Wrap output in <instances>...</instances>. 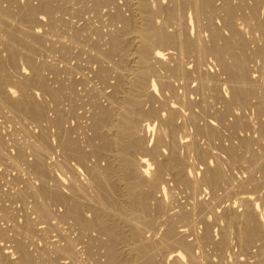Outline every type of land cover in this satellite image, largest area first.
<instances>
[{
    "label": "rangeland",
    "instance_id": "rangeland-1",
    "mask_svg": "<svg viewBox=\"0 0 264 264\" xmlns=\"http://www.w3.org/2000/svg\"><path fill=\"white\" fill-rule=\"evenodd\" d=\"M30 1V2H29ZM40 1H42V0H0V24H2L4 27H2V25H0V74H1V76H3L4 78L6 77V80L4 79V78H2V81H3V79L5 80V83L7 82V79H8V86L6 85V84H4L2 87H0L1 89H0V97H2V95H3V90H4V94L6 93V89L8 88V87H12L13 89H14V91H13V95L15 96L14 97V99L17 97H19V96H17L18 95V93L20 92V90L22 89L23 90V87H25V85L28 83L29 85H27L26 87H30V88H32V89H28V88H26L29 92H33L34 94H35V99L43 106V108H42V106H41V108L43 109V111H42V113H40L37 117H33L32 118V116H30V115H28L27 116V114L26 115H23V114H25V112L23 113V112H21V111H18L16 108H14L13 106H11L12 104H7V103H5V104H3L1 101V105L3 106H1L0 105V143H2V144H0V196H1V198H0V228L3 230V226H4V229H5V231H6V235H4V236H2V237H0V254H2V256L5 254L6 256H8V258H11L12 260H14V259H17V257L19 256V251L17 250V249H19L16 245H18V241L20 242H22L23 244H25V246H26V248L30 251V253H31V251L32 250H34V251H32L33 252V256L30 258V259H28V261L26 260L25 262L23 261V264H77L76 262H74L73 260V258H69V257H67L66 255L64 256V255H62V253L61 254H59V253H57L53 248H52V246H53V243L55 244V242L57 243V244H64L65 242H66V239H67V237L70 239V241L72 242V238L74 239V237H75V245H76V249H81V243H79L78 244V239H77V236H78V229H75V228H77V226H76V224L74 225V222H73V220H70L69 221V224L70 225H68L67 223H68V220L66 221V220H62L60 217H62V214L61 215H59L60 213H62V212H64L63 210H65V208H64V206L61 204V203H57L56 205H54V203L53 202H55V201H53V202H51L52 201V199L49 201V199H48V201L50 202H48L47 201V198L45 197V199L42 201V202H45L44 204H46V206L48 205V203H49V205H48V210H49V213H48V215H46V216H42V218H41V216L39 215L38 216V213L36 214V212L34 211V209H33V206H35L36 207V203L39 201H37L36 199H37V197L36 196H34L33 195V193H31V188L33 189H35V190H37V187L39 188V186H40V184H41V182L42 183H44V180L46 179L47 180V182L45 181V184L46 185H48V184H55V182L57 183L58 181H59V183L62 185V187H64V188H66V183H67V180H69V177H72V176H76V178H78L79 180H82L83 178H84V176H83V174H89V175H91L90 174V170H89V173L88 172H85V169L87 170V167H90V166H92V164L94 163L93 161H95L96 159H97V161H95V163L97 162V165H98V163L99 164H105V162H108V163H111V165L110 164H105V168L107 167V166H110V168H111V170H112V168H114V162L117 160L116 159V153H117V150L120 148V146L122 145V143H121V141H119V142H116V147H117V149L114 147V146H112L111 148L109 147V146H107V141L109 140V139H107V141H106V136H107V138H108V133H107V131H109V138H110V136L112 137V136H115V135H113V134H115L117 131H116V126H111L110 128H106V130H105V132L104 133H101V134H103V139H104V141H106L105 143H104V146L106 145V147H108V149H103L102 148V150L100 149L101 147H103L101 144L103 143V141H102V136L100 135V134H98V135H95V132H94V116H95V114H94V110H95V108L94 107H96L97 105H98V103H99V105H101V106H108V107H114L113 109H117V108H119L118 106H119V103L117 102V101H113L112 102V100H111V97H110V99L108 98L109 96L108 95H110V94H112L113 92H114V85H115V87H116V84H115V82L117 81V79H119V77H121L122 75V78H120V79H123V78H126L129 82H130V80L132 79V71H133V75H134V73L137 71L136 69H137V56H136V53H134V52H136V49L134 50V48H136L137 46L136 45H138V43H139V41H140V36H139V34L137 35L136 33L138 32V30L137 29H140V28H142V25H145L146 24V26L148 25V22H149V24L150 25H152L151 26V30H154L155 29V31H161L162 29V32L163 33H165L164 32V30L166 31V33H167V31L169 30L170 32H168V33H173L175 30H177L178 28H181V30L182 31H184V37L186 38V39H188V40H192V42H191V50L193 51V50H195V51H193V52H191V50H188V51H186V53L185 52H183V51H181L180 50V48L179 47H177L178 45L177 44H169V45H160V46H163V47H168V46H170L171 48H169V50L171 49V50H173V55L171 56H169V54H167L166 52H168V49H165V50H163V51H165V53H166V55L164 56L165 58H164V60L165 61H172L171 63L170 62H168V63H164V62H162V64H171V66H173L174 67V63L176 64V60L178 59V60H181L182 61V63L185 65V66H187V68H188V70H189V72L191 73V76L193 75L194 77H195V79L193 78V76H192V79H191V77H190V74L188 73V75L189 76H187V75H184V76H181L180 75V73H178L177 72V74H176V72L173 70V68H171V67H169L168 65H164V67L166 68V70H165V68L164 67H161V66H163L161 63L159 64V62H155V69L157 70V73H158V75H157V73H156V75H154V77H157L156 79H159L158 80V82L160 81V79H162L163 78V80H165V79H167L166 77H164V76H168V77H170V79H172L173 80V74H174V81H172L173 83H175V84H173V91L172 90H170V91H168V90H164V93L162 92V89H161V92L160 91H148L150 94H145V96H143V97H145V98H147V100L145 101V103H143V108L145 109V105H146V110H144V111H146V116L144 115L143 117L144 118H149L150 117V114L152 115L149 119L150 120H153L154 121V125H155V128H154V130H152L151 132H148V134H147V137H148V139H149V141L148 142H146V145H147V147L146 148H148V149H150L151 147L153 148L156 144L158 145V149L157 148H155V150H154V152H152L151 150H146V149H142V147L140 146V148L138 147L137 149L138 150H136L137 151V156L139 157V156H141L142 154H144L147 158H149V160H150V162L152 161V166H151V168L153 169V170H155V171H157L158 170V168L159 169H161V167H163L162 166V164H164L165 162H166V156L165 155H167V153L166 152H168V150H170V147H169V145L171 146V147H173V145H172V141L170 140V139H172V140H176L177 142H178V145H177V143H176V146H175V148L178 150V152H179V154H180V157H181V161L184 163V161H185V163H187V166H185L186 168H184L185 169V174H186V176L188 177L189 175V180H191L190 179V177L191 178H194V177H197L196 179H198V181H197V183H196V187L195 186H192V183L190 182V184H188V182L189 181H186L185 182V180H183V181H179V179H177L176 178V176H175V173H173L174 171L173 170H171V168H168V166L166 165V168H168V169H166L165 168V165H164V168H165V170H164V168H162V170L164 171V172H162L161 171V173H163L162 174V176H164V180L163 179H161V182L158 184V185H161V188H160V186H159V188H158V185L156 186V187H154V185H153V183H152V188L154 187V189H150L151 188V185L150 184H148L147 183V185H145V187L147 186V191H150L149 193H153V194H151V196L152 195H156L155 197L156 198H153V196L152 197H150V198H148V200H149V202H151L152 201V205H150V207L151 206H153V207H151L150 209L152 210V211H150V217L148 216V215H146L145 216V214H147V213H145V212H143V211H141L140 209H135V211L133 212V214H130V213H128L127 215H125L127 218H128V216H129V218H130V220L132 219V218H134L135 220H136V218L138 217V219L139 218H145L146 217V219L147 218H151L152 217V219H155L156 218V220H157V217L159 218V220H157V221H159V222H161L162 220H164V218L167 216L166 215V212H167V214H170V212L171 211H173V210H176V212L175 211H173V213L175 212V213H177V214H179L180 212H179V206L178 205H180L182 208H180V211H182L181 209H183V210H185V209H187L188 211L190 210L191 211V207L193 208V209H195V210H193L192 209V213H191V221H188V222H190V224H192V225H190L189 226V223L187 224H184L185 225V227L184 228H186V233H185V235H186V237H185V239H188V241H191L192 243H193V250H194V255L196 256V258L198 259V263L197 264H257L258 262H259V260H260V262H259V264L260 263H262V264H264V233H263V231H262V233H263V235H261L260 234V236H258V237H256L255 238V240H253V241H247V240H245L244 241V238L246 237V236H243L242 237V234L243 233H241L242 232V227H243V222H246V220H244L245 219V217H244V212L246 211V208H247V202H246V198L248 199L247 201H249L250 202V204L254 207V209H253V217H254V219L256 218V222L258 223L259 222V224H260V222H261V224H264V177H262V174H263V176H264V170H263V168L261 169L260 168V166L261 167H263L262 166V164L264 163L263 161V155H264V131L260 128V126L263 128V126L260 124V123H262V121H264V110H263V112H259V108L257 109V101L259 100V103L263 106L264 105V65H263V63H264V58H262V57H260L258 54L257 55H255L257 52V48L259 47V44H260V46H262L263 44H264V29H261V31H260V28L258 27V26H256L257 25V23H255V22H257L256 21V19L254 18H250V15H251V17H254L255 15L254 14H252L250 11H251V5H250V3L249 2H252V0H249V2L247 1V0H228L229 2H231L232 4H234V5H236V6H238V10H237V12H236V15H237V13H240V15L238 14L237 15V17H239V18H237V20H236V15H235V26L238 28V26H237V24L239 25V29L238 30H240V32H241V36L239 35V38L240 37H242L243 39H244V41L246 42V47H248V48H246L245 49V46H244V48L242 49V47H240L239 46V44L236 42V40H238V35L236 36V39H235V42H233L234 43V45L232 46V41H234V38H232V37H235V35L234 34H232V32L228 29V28H226V23H225V21H226V13H225V11H224V8H223V6H224V0H223V2H222V0H213V3H215V4H213L211 1L212 0H209V1H207L208 3H210V5H206V8L204 7L205 5H203V2H204V0H203V2H202V0H200V2H202V3H200L199 2V0L197 1V0H195V1H197V2H195L194 3V0H191V1H189L188 2V0H185V1H181V0H145V2H144V0H142V3L144 4V6H145V3H146V5L148 6V7H146L145 6V10L147 9V13L145 12V13H143V14H145V17H143V14L140 12V10H138V9H140L139 8V4H137V2L139 3V1L138 0H93V3H92V0H52L51 1V3H52V6L53 7H55V8H53V11L52 12H48V13H46V12H40V11H38L37 12V15H34V14H31V16L34 18V19H32V17H30V13H29V6L30 5H32V6H38L40 3ZM57 1V2H56ZM79 1V2H78ZM95 1V2H94ZM104 1V2H103ZM141 1V0H140ZM241 1V2H240ZM13 2V3H12ZM23 3V5H22V3ZM101 2V4L102 5H100L99 6V4L98 3H100ZM103 2V3H102ZM113 4H112V3ZM152 2V3H151ZM161 2H163V3H161ZM198 2H199V4H198ZM240 2V3H239ZM242 2H243V4H242ZM33 3V4H32ZM35 3V4H34ZM160 3V4H159ZM185 3H187V4H185ZM198 5H197V4ZM212 3V4H211ZM222 3V4H221ZM245 3V4H244ZM11 4V5H10ZM55 4H57V5H54ZM87 4H88V7H86L87 6ZM94 4V5H93ZM109 4V5H108ZM153 4V5H152ZM174 4V5H173ZM175 4H177V5H175ZM179 4V5H178ZM189 4V5H188ZM248 4H249V6H248ZM28 5V6H27ZM86 5V6H85ZM118 5V6H117ZM127 5V6H126ZM161 5V6H160ZM164 5V6H163ZM172 7V9H173V7H175L174 9L175 10H177L176 12H177V14H169L165 9H161L162 7ZM169 5H171V6H169ZM173 5V6H172ZM184 5V6H183ZM191 5H193V6H191ZM203 5V7L204 8H202L203 10H201V11H199V7H201ZM223 5V6H222ZM247 5V8L245 7V6ZM58 6V7H57ZM64 6V7H63ZM66 6V7H65ZM94 6V7H93ZM98 6L99 7H101V8H98ZM158 6V7H157ZM187 6V7H186ZM196 6V7H195ZM215 6V7H214ZM219 6V7H218ZM262 6V5H261ZM261 6H259L258 8L260 9V12H259V16L260 17H263L264 16V6H262V8H260ZM8 7H10V8H8ZM91 7V8H90ZM116 7V8H115ZM119 7V8H118ZM131 7V8H130ZM156 7H157V9H156ZM186 7V8H185ZM189 7H190V9H189ZM198 7V8H197ZM211 7V8H210ZM220 7H222V8H220ZM6 9V11L4 10V9ZM28 8V9H27ZM93 8V9H92ZM98 8V9H97ZM156 9V11L154 12V10ZM194 8V9H193ZM213 8V9H212ZM251 8V9H250ZM12 9V10H11ZM20 9V10H19ZM22 9V10H21ZM23 9H24V11H23ZM60 9H61V11H60ZM82 9H84V10H82ZM86 9H87V11H86ZM95 9H97V11H95ZM129 9V10H128ZM151 9V10H150ZM192 9H193V11H192ZM204 9H205V12H206V15H205V12H204ZM217 9V10H216ZM239 9H242V10H239ZM3 10V11H2ZM57 10V11H56ZM100 10V11H99ZM108 10V11H107ZM134 10V11H133ZM136 10V11H135ZM165 10V11H164ZM184 10H186L185 12H184ZM194 10L196 11V12H194ZM199 12H198V11ZM209 10V12H207ZM212 12H211V11ZM222 10H223V12H222ZM258 10V9H257ZM9 12V14H8V12ZM15 11V12H14ZM18 11H20V12H18ZM63 11V12H62ZM82 11V12H81ZM130 11H132V13L130 12ZM137 11H139L140 13L138 14V12ZM161 11V12H160ZM179 11V12H178ZM215 11H216V13H215ZM242 11H243V13H242ZM245 11H247V13H245ZM259 11V10H258ZM257 11V12H258ZM1 12H2V14H1ZM7 12V13H6ZM12 12V13H11ZM76 14H75V13ZM120 12V13H119ZM158 12V13H157ZM167 12V13H166ZM193 12V13H192ZM249 12V13H248ZM4 13H5V15H4ZM14 13V14H13ZM29 13V14H28ZM40 13V14H39ZM78 13V14H77ZM80 13V14H79ZM124 13V14H123ZM131 13V14H130ZM134 13H136V15H134ZM184 13V14H183ZM211 13V14H210ZM221 13V14H220ZM225 13V14H224ZM53 14V15H52ZM147 14H148V16H147ZM152 14V15H151ZM158 14V15H157ZM182 14V15H181ZM201 14V15H200ZM203 14V15H202ZM241 14H243V15H241ZM245 14V15H244ZM12 15V16H11ZM22 15V16H21ZM26 16V17H24V16ZM50 15H52V17L50 16ZM59 15V16H58ZM61 15V16H60ZM101 15V16H100ZM119 15H121V16H119ZM128 17L127 19H131V18H133L134 17V20H137V21H135L134 23H135V25H134V23H133V25L135 26V27H133L132 29H128V33H127V29H126V26H124L125 25V20H126V17ZM151 15V16H150ZM155 17H154V16ZM169 15V16H168ZM200 18V17H203V20H201V18L199 19L197 16ZM208 15V16H207ZM7 18H6V17ZM9 16V17H8ZM97 16V17H96ZM100 16V17H99ZM113 16V17H112ZM131 16V17H130ZM137 18H136V17ZM139 16H140V18H139ZM150 16V18H148L147 19V17H149ZM207 16V17H206ZM211 16H212V18H211ZM214 16V17H213ZM221 16V17H220ZM224 16H225V18H224ZM241 16V17H240ZM243 16L245 17V19L243 18ZM5 18V19H3V18ZM11 17V18H10ZM40 19H39V18ZM51 17V18H50ZM56 17V18H55ZM60 18V19H58V18ZM123 17H125L124 19H123ZM130 17V18H129ZM141 17H143V18H141ZM166 17H167V19H166ZM176 17V18H175ZM195 17V18H194ZM204 17H205V19H204ZM14 18V19H13ZM26 18V19H25ZM115 18V19H114ZM121 18V19H120ZM173 18V19H172ZM183 18V19H182ZM208 18V19H207ZM8 19V20H7ZM23 19V20H22ZM28 19H29V21H28ZM36 19H39L38 21H36ZM52 19H53V21H52ZM63 19V20H62ZM98 19V20H97ZM102 19V20H101ZM113 19V20H112ZM142 19H145V21L143 20V21H141ZM176 21H175V20ZM178 19V20H177ZM181 20V22H180V20ZM225 21H224V20ZM247 19H248V21H247ZM88 20V21H87ZM174 20V21H173ZM184 20H186V24H184L185 23V21ZM214 20V21H213ZM132 21H133V19H132ZM141 21V23H139ZM157 21V22H156ZM173 21V22H172ZM208 21V26H207V24H206V22ZM251 21V22H250ZM30 22V23H29ZM145 24H144V23ZM147 22V23H146ZM166 22V23H165ZM178 22V23H177ZM182 22H183V24H182ZM203 22V23H202ZM210 22H211V24H210ZM217 22V23H216ZM52 23H54V24H52ZM71 23V24H70ZM114 23V24H113ZM123 23H124V25H123ZM158 23V24H157ZM164 23V24H163ZM170 23V24H169ZM174 24L173 26H172V24ZM214 23H215V25H214ZM249 23V24H248ZM27 24V25H26ZM51 24V25H50ZM139 24H140V26H139ZM166 24V25H165ZM197 24H198V26H197ZM221 25L222 27H220L219 25ZM256 24V25H255ZM150 25H149V27H150ZM180 25V26H179ZM182 25V26H181ZM188 25V26H187ZM246 25V26H245ZM250 25L253 27H257V30L256 29H254V28H251L250 27ZM19 26V28H17ZM22 26V27H21ZM28 26H29V28H28ZM38 26V27H37ZM73 26V27H72ZM155 26V27H154ZM205 26H207V28H208V30H207V28H205ZM45 27V28H44ZM54 27V28H53ZM72 27V28H71ZM144 27V26H143ZM163 27V28H162ZM166 29H165V28ZM187 27V28H186ZM189 27V28H188ZM210 27L212 28V30L210 31ZM224 27V28H223ZM3 28V29H2ZM33 28H34V31H33ZM124 28H125V30H124ZM170 28V29H169ZM185 28V29H184ZM216 28H220L219 30H218V32L219 33H221L220 35H221V38L223 37V39L221 40L220 39V41H219V43H220V45L222 44V45H224V46H226V47H228V50L229 49H232V50H229L228 52L230 53L231 51L232 52H235L236 54H237V56H239V57H241V56H245L246 58H243L244 60H245V66L247 67V71H248V73L249 74H251V76H252V80H253V84H252V81H251V83L249 84L250 85V92L252 93V95H251V97H250V94L248 95V99H249V101H247L249 104L251 103L252 105H253V107H252V105L250 104V106L248 107L247 105H249V104H247V102H245V104L244 103H242V106L240 105V103H236V104H233V105H236V106H233V108H232V110H230L231 111V113H229L230 111H227L226 109H224V106H225V104H224V102H223V100H222V97H224L223 96V94L225 93L227 96H228V93H229V87L230 86H228L229 85V83H231L229 80H228V82H226L227 81V79L226 78H228V74L226 73V71L225 72H221V71H223V69H220L221 67H220V65H219V62H218V60L216 59L215 60V57L212 55V54H210V53H208V54H206V53H204V54H202V52H197L198 51V40H199V45H200V43H209L210 42V39H211V37H210V34L212 33V31L214 30V31H217V29ZM242 28V29H241ZM122 29V30H121ZM135 29V30H134ZM146 29H148V28H146ZM222 29H224V30H222ZM2 30V31H1ZM7 30V31H6ZM29 30V31H28ZM120 30V31H119ZM150 29H148V31H149ZM150 30V31H151ZM187 30H190V31H187ZM198 30V31H197ZM220 30H222V32L220 31ZM243 30V31H242ZM255 30H256V32H255ZM15 31H16V33H17V36H18V34H20V36L19 37H22V38H20V39H17V41H19V40H23V41H21V44H20V41L19 42H15V43H12V44H14V46H12L13 48H16L17 47V50L15 49V51H13L14 49L11 47V40H10V37H11V34L13 33V34H15ZM21 33H20V32ZM61 31V32H60ZM73 31V32H72ZM78 31H80V32H78ZM97 31V32H96ZM117 31L119 32V34L121 33L122 34V32L123 31H125V35L124 36H126L125 38H124V41L127 43V44H129V48H128V46H127V44L125 43V44H123V46H121V47H115L116 45L113 43V45H114V47H113V49H111V47H112V42L110 41V40H115V37L117 36L116 34H117ZM122 31V32H121ZM131 31V32H130ZM186 31V32H185ZM210 31V32H209ZM245 31V32H244ZM5 32V33H4ZM9 32V34H7ZM11 32V33H10ZM26 32V33H25ZM55 32V33H54ZM57 32V33H56ZM189 32L191 33V35L189 34ZM242 32H244V33H242ZM250 32V33H249ZM260 32V33H259ZM23 33V34H22ZM38 33V34H37ZM40 33V34H39ZM75 33V34H74ZM77 33V34H76ZM96 33V34H95ZM108 33V34H107ZM114 33V35H116V36H114L113 37V34ZM197 35H196V34ZM210 33V34H209ZM32 34H33V36L35 35V38L34 37H31L32 36ZM38 36H37V35ZM60 34H61V36H60ZM65 34V35H64ZM66 34H67V36H66ZM202 34V35H201ZM227 34V35H226ZM251 34V35H250ZM16 35V34H15ZM25 35V36H24ZM43 35V36H42ZM59 37H58V36ZM72 35V36H71ZM76 35V37H74L73 38V36H75ZM102 35H103V37H102ZM199 35H201V37L199 36ZM203 35H205V37H203ZM223 35H225V40L227 41L228 39L227 38H229V43H231V46L229 45V43H228V41H227V43H226V41L224 40V36ZM245 36V38H244V36ZM246 35H247V37H246ZM5 36V37H4ZM36 36H37V38H39V39H37L36 38ZM41 36V37H40ZM46 38H45V37ZM57 36V37H56ZM81 38H80V37ZM122 36H123V34H122ZM138 36V37H137ZM191 36V37H190ZM8 37V38H7ZM25 37V38H24ZM26 37L28 38V41H26ZM79 37V38H78ZM100 37V38H99ZM109 37H111L110 39H109ZM136 37V38H135ZM189 37V38H188ZM194 37H197V38H195L196 40H194ZM254 37V38H253ZM258 37V38H257ZM33 38H34V40H33ZM63 38V39H62ZM71 38H73L72 40H71ZM76 38H78V39H76ZM128 38V39H127ZM137 38H139V40L137 39ZM154 38H156V35H155V37ZM193 38V39H192ZM232 38V39H231ZM257 38V39H256ZM260 38H261V40H260ZM2 39V40H1ZM8 39H9V41H8ZM30 39V40H29ZM40 39H41V41H40ZM43 39V40H42ZM126 39V40H125ZM198 39V40H197ZM205 41H204V40ZM249 39V40H248ZM252 39V40H251ZM259 39V40H258ZM31 40H33V41H31ZM39 40V41H38ZM51 40V41H50ZM56 40V41H55ZM59 40H60V42H59ZM63 40V41H62ZM65 40V41H64ZM68 42H67V41ZM76 40H77V42H79V43H77L76 42ZM112 40V41H113ZM207 40V41H206ZM251 40V41H250ZM26 41V42H25ZM34 41H37V42H35V46H36V48H34ZM43 41H45V42H43ZM70 41H72V43L70 42ZM96 41V42H95ZM134 41V42H133ZM209 41V42H208ZM7 44H6V43ZM24 42V43H23ZM27 42H29V45H28V43ZM31 42H33V45H31L32 43ZM41 42V43H40ZM65 43L66 42V44H62V43ZM95 42V43H94ZM103 42V43H102ZM105 42V43H104ZM114 42V41H113ZM5 43V44H4ZM22 43L24 44L23 46H25V43H27L26 45L27 46H29L28 48L27 47H25V48H22ZM36 43H38V44H36ZM57 44V45H55V44ZM71 45H70V44ZM76 43H77V46H76ZM107 43V44H106ZM132 43V44H131ZM195 43V44H194ZM227 45H226V44ZM82 44V45H81ZM95 44V45H94ZM197 45V47L196 46H194V45ZM256 44L258 45V47H256ZM20 45V46H19ZM30 45L32 46L31 48H30ZM74 45V46H73ZM101 45V46H100ZM125 45V46H124ZM193 45V46H192ZM229 45V46H228ZM251 45H252V47H251ZM7 46H8V48H7ZM16 46V47H15ZM51 46V47H50ZM72 48H71V47ZM98 46H99V48L101 49V48H103V50L101 49L100 51H99V48H98ZM106 46V47H105ZM126 46H127V48H126ZM174 46V48H172ZM238 46H239V48H238ZM243 46V45H242ZM41 47H43V48H41ZM95 47V48H94ZM109 47H110V51H111V53H107V52H109ZM132 47H134V48H132ZM196 47V48H195ZM6 48H7V50H6ZM32 48H33V50H32ZM51 50H50V49ZM54 48V49H53ZM60 48V49H59ZM64 48H65V50L67 51H65L64 50ZM74 48V49H73ZM118 48H119V50H118ZM124 48H125V50H124ZM179 48V49H178ZM236 48L237 49V51H236V49H235V51H234V49ZM250 48H253V49H250ZM20 50V52H19V50ZM34 49H35V51H34ZM43 49V50H42ZM71 49H72V51H71ZM122 49H123V51L124 52H122ZM127 49V50H126ZM190 49V48H189ZM256 49V50H255ZM12 50V51H11ZM25 50V51H24ZM30 50H32V52H34L33 54H32V52L30 51ZM63 50V51H62ZM106 50V51H105ZM115 50V51H114ZM134 52H133V51ZM177 50L178 51H180L179 53H177ZM239 50L241 51V50H243L242 52H239ZM11 51V52H10ZM50 51V52H49ZM62 51V52H61ZM69 51H71V52H69ZM101 51H103L102 53H100ZM117 51V52H116ZM122 53H121V52ZM129 51V52H128ZM189 51H190V54H189ZM245 51H246V54H244L245 53ZM252 51V52H251ZM8 52V53H7ZM13 52H15V53H13ZM52 52V53H51ZM73 52V53H72ZM92 52V53H91ZM106 52V53H105ZM128 52V53H127ZM131 52V53H130ZM247 52H248V54L250 53V55H248L247 54ZM18 53V54H17ZM29 53V54H28ZM65 53H67V54H65ZM107 54V56H105V54ZM116 53H118L120 56H121V58H120V56L117 54L116 55ZM124 53H126L125 55H127V57H125V55H124ZM188 53V54H187ZM196 53H197V55L199 54L200 56H197V57H194V56H192L191 54H193V55H196ZM229 53H226L225 54V60L227 61V62H231L232 61V57H233V55H232V57H230L231 56V54H229ZM242 53H243V55H242ZM255 53V54H254ZM13 54H14V56H13ZM28 54V55H27ZM64 54H65V56L67 57H65L64 56ZM78 54V55H77ZM100 54H102V55H100ZM109 54H111V55H109ZM115 54V55H114ZM178 54V55H177ZM185 54H186V56H185ZM252 54V55H251ZM6 55V56H5ZM16 55V56H15ZM22 55H23V57H22ZM36 55V56H35ZM62 55V56H61ZM80 55V56H79ZM97 55V56H96ZM175 55V56H174ZM227 55V56H226ZM18 56V57H17ZM30 58H29V57ZM48 56V57H47ZM72 56V57H71ZM113 56V57H112ZM115 56V57H114ZM188 56V57H187ZM206 56H208V57H206ZM248 56V57H247ZM10 59H8V58ZM27 57H28V59H27ZM34 57V58H33ZM63 57V58H62ZM174 57V58H173ZM199 57V58H198ZM252 57V58H251ZM255 57V58H254ZM6 58V59H5ZM19 58V59H18ZM36 58V59H35ZM53 58V59H52ZM69 58V59H68ZM76 58V59H75ZM95 60H94V59ZM126 58H127V60H126ZM185 60H184V59ZM194 58V59H193ZM198 59V60H196L195 61V59ZM203 58V59H202ZM213 58V59H212ZM6 61H5V60ZM30 59V60H29ZM33 59V60H32ZM88 59H89V62H88ZM100 59V62L98 61ZM105 59V60H104ZM111 59V60H110ZM113 59V60H112ZM116 59V60H115ZM136 59V60H135ZM170 59V60H169ZM174 61H173V60ZM176 59V60H175ZM183 59V60H182ZM201 59L203 60V61H201ZM253 59V60H252ZM16 60H17V62H16ZM48 60V61H47ZM63 60V61H62ZM65 60V61H64ZM93 60V61H92ZM205 60V61H204ZM248 60V61H247ZM1 61H2V63H1ZM31 61V62H30ZM35 62V63H32V62ZM43 61V62H42ZM78 61V62H77ZM115 61H117V62H115ZM130 61V62H129ZM198 61H200L201 62V64L198 62ZM210 61H211V63H210ZM216 61H217V63H216ZM254 61V62H253ZM4 62V63H3ZM61 62V63H60ZM120 62L122 63V64H120ZM135 62V63H134ZM189 63V65H188V63ZM194 62V63H193ZM197 62V63H196ZM207 62V63H206ZM257 62V63H256ZM263 62V63H262ZM6 63H8V65L6 64ZM27 63V64H26ZM34 64V65H36L37 64V66L39 67V69H40V71H41V75L43 76V78H45L46 76V78L44 79L45 80V86H46V88L45 87H43V89H42V87H38L37 89H35L34 88V86L32 85V87H31V85H30V79H32V67H30V66H33V65H30V64ZM40 63V64H39ZM42 63H43V65H42ZM65 63V64H64ZM67 63L69 64V65H67ZM81 65H79V64ZM198 63L200 64V65H198ZM205 63V64H204ZM16 64V65H15ZM19 64V65H18ZM47 64H49V65H51V66H49L48 65V67H47ZM119 64V65H118ZM126 64V65H125ZM195 64V65H194ZM202 64H203V66H202ZM10 65V66H9ZM65 65H66V67L68 68H66L65 67ZM79 65V66H78ZM121 65H123V67H121ZM130 65V66H129ZM197 65H198V72H197ZM5 66V67H4ZM8 66V67H7ZM15 66H17V67H15ZM44 66H46V67H44ZM110 66V67H109ZM112 66V67H111ZM131 66H132V68H131ZM158 66V67H157ZM195 66V67H194ZM207 66V67H206ZM255 66V67H254ZM261 66V67H260ZM262 66H263V68H262ZM20 67V68H19ZM42 67V68H41ZM65 67V68H64ZM80 67V68H79ZM106 67V68H105ZM114 67V68H113ZM118 67V68H117ZM134 67L136 68L135 70H134ZM157 67V68H156ZM161 67V68H160ZM171 68V70L172 71H174L173 73L170 71V69H168V68ZM202 67H203V69H202ZM250 67V68H249ZM6 68H8V69H6ZM43 68H44V70H43ZM46 68V69H45ZM71 68V69H70ZM103 68V69H102ZM122 68V69H121ZM126 68H127V70H126ZM161 70H160V69ZM163 68V69H162ZM195 68V69H194ZM204 68H205V70H204ZM208 68H209V70H208ZM2 69V70H1ZM19 69H20V71H19ZM70 69V70H69ZM90 69V70H89ZM99 69H100V72H99ZM115 69V70H114ZM119 69L121 70V72L119 73ZM132 69V70H131ZM191 69V70H190ZM5 70V71H4ZM7 70V71H6ZM16 70V71H15ZM82 70V71H81ZM97 70V71H96ZM112 70V71H111ZM167 70H168V73H167ZM193 70V72L196 70V72H194V73H192L191 71ZM217 70V71H216ZM10 71V73H8ZM80 71V72H79ZM104 72L105 73V75L104 76H102V72ZM126 71V72H125ZM135 71V72H134ZM162 71V72H161ZM166 71V72H165ZM207 72V79H208V81L207 82H205L204 83V81L203 82H201L200 80H199V78L201 77V72H202V74H204L205 72ZM214 71H216L215 72V74H214ZM13 72V73H12ZM44 72H45V75H43L44 74ZM67 72V73H66ZM71 72V73H70ZM89 72V73H88ZM95 72V73H94ZM123 72V73H122ZM124 72L126 73V74H124ZM200 72V73H199ZM213 72V73H212ZM17 73V74H16ZM19 73V74H18ZM31 73V74H30ZM56 73V74H55ZM73 73V74H72ZM82 73V74H81ZM131 73V74H130ZM162 73H164V74H162ZM172 74V76L170 75V74ZM218 74V76L220 77H218L217 76V74ZM7 74H9V76L7 75ZM16 74V75H15ZM24 74V75H23ZM60 74V75H59ZM101 74V75H100ZM122 74V75H121ZM129 74V75H128ZM211 74H212V76L214 75V78H212V76H211ZM260 74V75H259ZM70 75V76H69ZM113 75V76H112ZM161 75H163V76H161ZM177 77H176V76ZM196 75V76H195ZM197 75H198V77H197ZM17 76V78H15ZM74 76V77H73ZM97 76V77H96ZM160 76V77H159ZM208 76H210L211 78H209ZM258 76V77H257ZM8 77H10V78H8ZM24 78V82H22L23 81V78ZM26 77V78H25ZM29 77H31L30 79H29ZM82 77V78H81ZM105 79H104V78ZM128 77H129V79H128ZM148 77L149 76H147V83L149 84V81H148ZM172 77V78H171ZM180 77H182V78H180ZM184 77H186V78H184ZM217 77V78H216ZM12 78V79H11ZM19 78V79H18ZM27 78H28V80H27ZM48 78V79H47ZM62 78V79H61ZM99 78H101L102 80H104L103 82L101 81V79H99ZM116 78V79H115ZM177 78H179V79H177ZM188 78H190V79H188ZM196 78H198V79H196ZM18 79V80H17ZM20 79H21V81H20ZM70 79V80H69ZM83 79V80H82ZM94 79V80H93ZM107 79V80H106ZM169 79V78H168ZM186 79H188V81L186 80ZM207 79H205V81L207 80ZM220 80L219 81V88H217L216 90H212L211 91V88H209V87H211V86H205L204 84H207V83H211V82H213V80L215 81V80ZM222 79V80H221ZM226 81H225V80ZM229 79V78H228ZM1 80V79H0ZM12 80V81H11ZM15 80V81H14ZM26 80V81H25ZM75 80V81H74ZM116 80V81H115ZM185 80V81H184ZM198 80H199V83H198ZM210 80V81H209ZM212 80V81H211ZM17 81V82H16ZM27 81H30V82H27ZM120 81V80H119ZM118 81V82H119ZM223 81H225L224 83H223ZM257 81V82H256ZM18 82H20V83H18ZM27 82V83H26ZM71 84H70V83ZM76 82V83H75ZM90 82V83H89ZM100 82V83H99ZM109 82V83H108ZM114 82V83H113ZM117 82V83H118ZM191 82V83H190ZM261 82V83H260ZM16 83V84H15ZM21 83H26V84H24V85H22ZM49 83V84H48ZM75 83V84H74ZM84 83V85H82V84ZM108 83V84H107ZM187 85H186V84ZM204 83V84H203ZM259 85H258V84ZM11 84V85H10ZM109 84H110V86H109ZM148 84L145 86V87H148ZM180 84H182V85H180ZM203 84V85H202ZM221 84V85H220ZM256 84V85H255ZM260 84H261V87H260ZM21 85L23 86V87H21ZM50 85V86H49ZM54 85V86H53ZM128 85V84H127ZM175 85H176V87H175ZM178 85V86H177ZM196 85H198V86H196ZM231 85V84H230ZM253 85H254V87H253ZM259 87H258V86ZM7 86V87H6ZM48 86V87H47ZM55 86H57L56 88H55ZM91 86H92V88H91ZM101 86V87H100ZM105 86V87H104ZM112 86V87H111ZM161 86V85H160ZM180 86V87H179ZM195 86V87H194ZM204 87L203 88V90H202V88L200 89V87ZM221 86V87H220ZM4 87V88H3ZM17 87V88H16ZM72 87V88H71ZM94 87V88H93ZM97 87V88H96ZM102 87H104V89H102ZM127 87V89H128V86H126ZM126 87H125V89H126ZM179 87V88H178ZM188 87H190L191 89H194L195 91H197L198 89H200V91L198 90V92L196 93L194 90H191L190 91V88H188ZM197 87V88H196ZM252 87L254 88V90H255V88H256V90H255V92H254V90H252ZM3 88V89H2ZM50 88V89H49ZM51 88H53V89H51ZM65 90H64V89ZM86 88V89H85ZM96 88V89H95ZM151 88V87H150ZM197 90H196V89ZM208 88L210 89V90H208ZM19 91H18V90ZM40 89H41V91H40ZM48 89V90H47ZM59 91L58 92V94H57V92H56V94H55V91H57V90ZM62 89V90H61ZM99 89H101L102 90V92H101V90H99ZM114 89V90H113ZM148 89V88H147ZM174 89H175V91H174ZM206 89V90H205ZM222 89V90H221ZM260 89V90H259ZM52 90V91H51ZM103 90H104V93H103ZM149 90V89H148ZM160 90V89H159ZM218 90H220V92H222L221 93V96H220V92L217 94V93H215V92H218ZM77 91H78V94H77ZM88 91V92H87ZM113 91V92H112ZM146 91V90H145ZM178 91V92H177ZM209 91V92H208ZM215 91V92H214ZM257 91V92H256ZM32 92H31V95H32ZM45 92V93H44ZM51 92H52V94H55L56 96L58 95L59 96V99L58 98H56L55 96H54V99L52 98V95H51ZM54 92V93H53ZM61 92H63V93H61ZM108 92H109V94H108ZM112 92V93H111ZM147 92V93H148ZM157 92V93H156ZM200 92L201 93H204V95L202 96V94L200 95ZM213 93V94H211V95H209L208 93ZM39 93V94H38ZM46 93H48L47 95H46ZM60 93V94H59ZM67 94V97L69 98H67L66 97V94ZM95 93H97V95L95 94ZM106 93V94H105ZM155 93V94H154ZM175 93H177V96H176V94ZM179 93H181V94H183V95H181V94H179ZM186 93H187V95H186ZM214 93L216 94V96L214 95ZM254 93H256V95L254 94ZM22 95V93L20 92L19 93V95ZM105 94V95H104ZM108 94V95H107ZM196 94V95H195ZM208 94V95H207ZM253 94H254V96H253ZM258 94H259V96H258ZM150 95V96H149ZM156 95V96H155ZM163 95V96H162ZM175 95V96H174ZM226 95H225V97H226ZM50 96V97H49ZM57 96V97H58ZM65 96V97H64ZM72 96H73V98H72ZM76 96V97H75ZM98 96L100 97V98H98ZM106 96V97H105ZM114 96V95H113ZM154 96V98H155V100H153L152 99V97ZM166 96H167V99H166ZM170 96V97H169ZM175 98H174V97ZM188 96V97H187ZM204 96H205V98L207 97V98H209V99H206V101L204 102V100L202 101V99L204 98ZM212 96L214 97L213 99H212ZM263 96V97H262ZM12 97V96H11ZM21 97V96H20ZM79 97H80V100H79ZM84 97V98H83ZM103 97V98H102ZM105 97V98H104ZM159 97V99H158V101L156 102V100H157V98ZM182 98V101H181V98ZM259 97H260V99H259ZM13 98V97H12ZM44 98V99H43ZM76 98V99H75ZM78 98V99H77ZM94 98V99H93ZM113 98H117V96L115 97H113ZM151 98V99H150ZM165 98V99H164ZM172 98V99H171ZM200 98H201V101H200ZM211 98V99H210ZM226 98H228V97H226ZM2 98H0V100H1ZM13 99V100H14ZM19 99V98H18ZM72 99V100H71ZM150 99V100H149ZM163 99V100H162ZM176 99H179V100H176ZM191 99V100H190ZM194 99V100H193ZM263 99V100H262ZM50 100H51V102H50ZM67 100H68V102H67ZM75 100V101H74ZM96 100V101H95ZM108 100L111 102V105L109 104V102H108ZM160 100V101H159ZM165 100H169L168 102L169 103H167V101L165 102ZM196 100H199V101H196ZM207 100H209V102L207 101ZM216 100V101H215ZM218 100V101H217ZM261 100H262V103H261ZM77 101V103H73V102H76ZM103 101V102H102ZM184 101V102H183ZM186 101V102H185ZM188 101H189V104H190V102L191 101H193V102H191V104H192V106H191V104L189 105V104H186V103H188ZM62 102V103H61ZM79 102V103H78ZM83 104H82V103ZM88 102V103H87ZM95 102H96V104H95ZM98 102V103H97ZM199 102L201 103V105H202V107H204V108H202L200 105H199ZM208 103V105H206L207 103ZM254 102H255V104H254ZM46 103V105L44 106V104ZM59 103V104H58ZM93 103V104H92ZM152 103V104H151ZM160 103V104H159ZM163 103H164V105H163ZM196 103H197V105H196ZM214 103H216L217 105H218V107H217V105L215 104V106H214ZM104 104V105H103ZM113 104V105H112ZM154 104V105H153ZM204 104V105H203ZM211 104H212V106H211ZM8 105V106H7ZM92 105V106H91ZM115 105V106H114ZM156 105V106H155ZM171 105H175L176 106V108H178L181 112H182V114L184 115L183 117L181 116V117H179V119H178V117H177V120H176V125H178V122H179V127H180V129H179V127H177V129H179L178 131L176 130V125L173 127V125L172 124H169V125H165V123L163 122V120L161 121V118L159 117V116H157V119H156V113L154 112V118H152L153 117V113L150 111V107L152 106V107H156V109L158 108L159 110H161L160 108H162V106H163V108L164 107H168V106H171ZM181 105H182V108H181ZM187 105V106H186ZM191 106L192 108H189L188 109V107L189 106ZM210 105V106H209ZM222 105V106H221ZM7 106V107H6ZM63 108H62V107ZM84 106H86V107H84ZM161 106V107H160ZM206 106V107H205ZM208 106H209V108H208ZM245 106V107H244ZM49 107V108H48ZM76 107H77V110H75L74 111V109H76ZM187 107V108H186ZM199 107V108H198ZM213 107V108H212ZM221 107H222V109H221ZM236 107V108H235ZM238 107V108H237ZM241 107V108H240ZM252 107V108H251ZM4 110H3V109ZM64 108H66V109H64ZM68 108V109H67ZM83 108H84V110H83ZM162 108V109H163ZM205 108H206V110H205ZM248 108V109H247ZM251 108V109H250ZM41 109V110H42ZM60 109H61V112L63 111V112H65L66 111V113H65V117L66 118H64L63 120L61 119V120H59L60 121V123L57 125L58 127H62L63 129L65 128V129H70L69 130V132L71 133L70 134V136H71V138L72 139H74V141H78V143H76L77 144V147H78V149L80 150V151H82V152H80L81 153V155H82V157H85V158H83V160L82 159H79L80 158V155H79V151H76V149H75V151H74V154H73V151H70V150H73V148H69L67 151L69 152V153H71V154H68L69 155V157H68V155L66 156V157H61V156H59L60 154H62V153H60V151H61V149H59V147H56V146H59V144L57 143L58 142V140H57V135L58 136H60L59 135V131H60V129L57 127V126H55V125H53L54 123L52 122V120H54L55 118H53V117H57L58 116V112L60 111ZM71 109H72V111H71ZM147 109L149 110V112L147 111ZM190 109H192V110H190ZM201 109V110H200ZM220 110V112H218L219 110ZM236 109H239V110H236ZM240 109H241V111H243V112H241L240 111ZM257 109V110H256ZM263 109H264V106H263ZM17 110V111H16ZM68 110V111H67ZM217 110V111H216ZM235 110V111H234ZM45 111H47V112H45ZM52 111V112H51ZM71 111V112H70ZM92 113H91V112ZM164 111V110H163ZM179 111V112H180ZM198 111H199V115L197 116V114H198ZM205 111V112H204ZM210 111V112H209ZM221 111H222V113H221ZM238 111V112H237ZM252 111V112H251ZM56 112V113H55ZM70 112V113H69ZM151 112V113H150ZM166 112V111H165ZM190 112V113H189ZM192 112H193V115H195L194 117H193V115H192ZM197 112V114H195ZM203 114H202V113ZM210 114H209V113ZM227 112V114L226 115H224L225 113ZM256 112H257V114H256ZM23 113V114H22ZM55 113V114H54ZM148 113H149V116H148ZM188 113H189V116H187L188 115ZM215 113V114H214ZM234 113H235V115H234ZM238 113V114H237ZM72 114V115H71ZM91 114V115H90ZM230 114V115H229ZM262 116H261V115ZM67 115V116H66ZM69 115H70V117H69ZM81 115H82V117H81ZM192 115V116H191ZM221 115H222V117H221ZM229 115V116H228ZM243 117H241V116ZM249 115H250V117H249ZM257 117H256V116ZM260 115V116H259ZM25 116H27V117H25ZM31 117L30 119L28 118V117ZM51 116V117H50ZM73 116V117H72ZM76 116H77V119H76ZM148 116V117H147ZM201 116V117H200ZM239 116H240V119H239ZM246 116V117H245ZM75 117V118H74ZM93 117V118H92ZM188 117H189V119H188ZM191 117H193V120H195L197 123L199 122H201L200 124L201 125H205V123H207V122H210L211 121V124H213L212 126H214L215 127V129H214V131H215V135L214 136H212L211 137V139H209V138H207V136L205 135V134H202V136L203 137H201V134H198L197 132H196V134H195V129H194V127H193V125H192V118ZM196 117H198V120H197V118ZM207 117H208V119H207ZM227 117H229V119L230 120H228L227 119ZM238 117V118H237ZM254 117V118H253ZM49 118V122H48V119ZM53 118V119H52ZM79 118V119H78ZM82 118V119H81ZM90 118V119H89ZM158 118H159V120H158ZM203 118V119H202ZM250 120H249V119ZM41 119H42V121H41ZM46 119V120H45ZM88 119V121H86ZM185 121H184V120ZM187 119V120H186ZM219 119V120H218ZM225 119V120H224ZM232 119V120H231ZM238 120V121H236V120ZM246 119V120H245ZM255 119V120H254ZM259 119H260V121H259ZM35 122H34V121ZM39 122H38V121ZM43 120H44V122H43ZM70 120V121H69ZM75 120V121H74ZM78 121V123H77V121ZM93 120V121H92ZM149 120V121H150ZM182 120H183V122H182ZM210 120V121H209ZM222 120V121H221ZM159 121H160V124H159ZM189 121H190V123H189ZM219 121H220V123H219ZM236 121V122H235ZM241 121H243L242 122V124H241ZM251 121V122H250ZM42 122H43V124H42ZM52 122V123H51ZM63 122V123H62ZM68 122V123H67ZM89 122V123H88ZM150 122H152V121H150ZM185 122H187V123H185ZM223 124H222V123ZM255 122V123H254ZM260 122V123H259ZM37 125H36V124ZM50 125H49V124ZM62 123V124H61ZM66 123V124H65ZM83 123V124H82ZM198 123V124H199ZM229 123V124H228ZM232 123V124H231ZM238 123V124H237ZM252 123V124H251ZM65 124V125H64ZM73 124V125H72ZM158 124H159V126H158ZM164 124V125H163ZM182 124V126H180ZM184 124V125H183ZM189 124V125H188ZM219 124H221V125H219ZM228 124V129H227V127H226V125ZM237 124V125H236ZM241 124V125H240ZM263 125H264V122L262 123ZM40 125H41V127H40ZM43 125H45V126H43ZM85 125H88V126H85ZM163 125V126H162ZM244 125H245V127H244ZM251 125H254L253 127L251 126ZM92 126V127H91ZM169 126V127H168ZM190 126V127H189ZM219 126V127H218ZM225 126V127H224ZM233 126V127H232ZM237 126V127H236ZM251 126V127H250ZM75 127V128H74ZM84 127V128H83ZM115 127V128H114ZM158 127H160L159 129H158ZM168 127V128H167ZM173 127V128H172ZM186 127V128H185ZM224 127V128H223ZM241 127V128H240ZM258 127V128H257ZM72 128H73V130H72ZM78 128V129H77ZM167 128V129H166ZM175 128V129H174ZM237 128V129H236ZM244 128H246V132H245V130H244ZM257 128V129H256ZM46 129V130H45ZM108 129H110V130H108ZM165 129V130H164ZM169 129H171V130H173V131H175L174 132V134L176 135L177 133V136L176 137H174V134H171L173 131H171V130H169ZM191 129V130H190ZM230 129V130H229ZM235 129V130H234ZM259 129H261V132L263 131V133H261L260 131H259ZM264 129V128H263ZM43 130H45V131H43ZM59 130V131H58ZM158 130V131H157ZM182 130V131H181ZM237 130V131H236ZM242 130V131H241ZM250 130V131H249ZM253 130V131H252ZM256 130V131H255ZM47 131H49V132H47ZM57 131H58V134H57ZM76 131V132H75ZM79 131H81V133L79 132ZM176 131H177V133H176ZM188 133H187V132ZM41 132L43 133V132H45V133H43V137L45 138H43L42 140H41V138H42V134H41ZM54 132H56V133H54ZM163 134H162V133ZM167 132V133H166ZM182 132V133H181ZM190 132H191V134H190ZM219 132V133H218ZM231 132H234V133H231ZM258 132V133H257ZM49 133V134H48ZM80 133V134H79ZM91 133H93V136L91 135ZM151 133V134H150ZM174 137H172L171 138V135ZM184 133V135H181V134H183ZM185 133H187L188 134V136L185 134ZM194 133V135H192ZM216 133H218L217 135H216ZM227 133V134H226ZM238 133V134H237ZM253 133V136L251 135ZM61 134V133H60ZM157 134V135H156ZM160 134H161V136L163 137V139H162V137L160 136ZM164 134H165V136H164ZM167 134V135H166ZM221 134H222V136H221ZM223 134H224V136H223ZM229 134V135H228ZM260 134H261V136H260ZM89 135H90V137H91V139H90V137H89ZM95 135V136H94ZM149 135V136H148ZM158 135H159V137H158ZM170 135V136H169ZM233 135V136H232ZM237 135V137H234V136H236ZM259 135V136H258ZM47 136H48V138H47ZM50 136H51V138H50ZM88 136V137H87ZM96 136H97V138H96ZM101 136V137H100ZM151 136V137H150ZM156 136H157V138H156ZM183 136H184V139H183ZM255 136V137H254ZM257 136V137H256ZM3 137V138H2ZM32 137V138H31ZM57 137V138H56ZM76 137L78 138V139H76ZM82 137V138H81ZM85 137H86V139H85ZM169 137V138H168ZM178 137H179V139H178ZM215 137V138H214ZM221 137V138H220ZM229 137V138H228ZM232 137V138H231ZM239 137V138H238ZM242 137V138H241ZM251 137H252V139H251ZM254 137V138H253ZM260 137V138H259ZM89 138V140H87ZM154 138V139H153ZM166 139V141H165V139ZM192 138H194V140L192 139ZM200 139L199 141H198V139ZM214 138V139H213ZM49 139V140H48ZM82 139V140H81ZM84 139H85V141H84ZM93 139V140H92ZM95 139V140H94ZM160 139V140H159ZM213 139V140H212ZM220 139V140H219ZM222 139H223V141H222ZM228 139H229V141H228ZM239 139V140H238ZM242 139V140H241ZM252 140V141H250V140ZM254 139H256V140H254ZM179 140V141H178ZM183 140V141H182ZM216 141V144H215V141ZM236 140V141H235ZM245 140V141H244ZM260 140V141H259ZM4 141V142H3ZM22 141V142H21ZM28 141H29V143H28ZM33 141V142H32ZM34 141H37V143L38 144H40V146H38L37 144V147H40L39 149H40V151H39V149L36 147V145H35V151H39V152H43L44 154H43V158H45L46 160H47V162H48V164H46L45 166L43 165L42 167H45L44 168V171H45V169H46V171L44 172V177H43V175H42V177H41V175L39 176L38 175V173H37V175H36V173L34 172V171H32V170H35V169H32V167H35V163L33 164V158H35L31 153H35V151H33V152H31L32 151V144L34 143ZM47 141L49 142V143H47ZM80 141H81V143H83L82 145H81V143H80ZM88 141H89V143H88ZM146 141V140H145ZM168 141H169V145H168V147L169 148H166V143H168ZM187 141V142H186ZM188 141H190V142H192V141H196V143L194 144V142H193V145H192V147L191 146H189L190 148H188V146H187V148H186V145H184L185 143H188ZM198 141V142H197ZM226 141V142H225ZM244 141V142H243ZM262 141H263V143H262ZM44 142H45V144H44ZM56 142V143H55ZM92 142L94 143V144H92ZM97 142V143H96ZM101 142V143H100ZM162 142H163V144H162ZM171 142V143H170ZM181 142H182V145H181ZM207 142H208V145H207ZM212 142V143H211ZM223 142H224V144H223ZM254 142V143H253ZM36 143V142H35ZM34 143V144H35ZM88 143V144H87ZM118 143V144H117ZM180 143V144H179ZM226 143H227V145H226ZM232 143V144H231ZM243 143V144H242ZM247 143V144H246ZM250 143V144H249ZM251 143L253 144V145H251ZM21 144V145H20ZM41 144H44L43 145V149L41 148ZM48 144V145H47ZM53 144V145H52ZM58 144V145H57ZM78 144H79V146L81 145V147L79 148V146H78ZM165 144V145H164ZM263 144V145H262ZM20 145V146H19ZM51 147H50V146ZM96 145V146H95ZM101 145V146H100ZM162 145H163V147H162ZM195 145V146H194ZM196 145H198V146H196ZM203 147H202V146ZM207 145V146H206ZM213 147H211V146ZM215 145H216V147H215ZM243 145V146H242ZM262 145V146H261ZM19 146V147H18ZM30 146H32V147H30ZM83 146V147H82ZM98 146L100 147V148H98ZM179 146V147H178ZM200 146V147H199ZM209 146V147H208ZM219 146V147H218ZM233 146V147H232ZM238 146V147H237ZM239 146H240V148H239ZM253 146V147H252ZM261 146V147H260ZM28 147V148H27ZM56 147V148H55ZM91 149H89V148ZM114 147V148H113ZM194 147H199V148H202V151L204 150V152L206 153V154H208V159L206 158V160L205 161H208L209 160V162L211 161L212 162V164L214 163L215 165L217 164V162H219L218 163V165L220 164V161H221V164L219 165V169H220V167H221V169L220 170H222L221 171V173H223V175H224V178H225V176H226V179L224 180L223 179V182H222V185H221V187H217L218 188V190H216V188H214L213 186H209L208 184H206V182L205 181H202L201 180V178L203 177V174H204V167H205V161H204V159L202 158V160H201V158L199 159V154L197 155L196 153H195V150H192V149H194ZM207 147H208V149H207ZM223 147V149H221ZM225 147H227V148H225ZM243 147V148H242ZM247 149H246V148ZM249 147L251 148V151H250V149H249ZM259 147H260V149H259ZM17 148V149H16ZM22 149V150H20V149ZM86 149V153H85V150L84 149ZM95 148L97 149V151L95 150ZM212 148V149H211ZM225 148V149H224ZM242 148V149H241ZM82 149V150H81ZM110 149V150H109ZM140 149V150H139ZM156 149H157V151H156ZM161 149H162V151L163 150H165V152H164V155L163 154H160L159 152L161 151ZM184 149V150H183ZM207 149V151H205ZM232 149V150H231ZM239 149V150H238ZM247 151H246V150ZM4 150V151H3ZM17 150V151H16ZM33 150H34V148H33ZM101 150V151H100ZM115 150V151H114ZM143 150V151H142ZM186 150V151H185ZM216 150V151H215ZM224 150H226V151H224ZM237 150V151H236ZM249 150V151H248ZM254 150V151H253ZM257 150V151H256ZM18 151H21V152H23V155H24V158H22L23 157V155H21V157H18L19 156V152ZM138 151H139V153H138ZM151 151V152H150ZM159 151V152H158ZM161 151V152H162ZM214 151H215V154H214ZM219 151V152H218ZM231 151H233L232 153H231ZM246 151V152H245ZM261 151V152H260ZM2 152V153H1ZM28 152V153H27ZM49 152V153H48ZM55 152V153H54ZM62 152V151H61ZM88 152V153H87ZM92 152H93V154H94V156L92 155ZM113 152V153H112ZM150 152V153H149ZM157 152V153H156ZM187 152V153H186ZM218 154H217V153ZM225 152V153H224ZM249 154H248V153ZM257 152V153H256ZM5 153H7V154H5ZM47 153V154H46ZM53 153V154H52ZM56 153H58L59 155H56ZM76 153H77V155H76ZM100 153H101V155L103 156H101L100 155ZM104 153H105V156H104ZM154 153H155V155H156V159H155V155H154ZM166 153V154H165ZM186 153V154H185ZM262 153V154H261ZM36 154H38L37 152L34 154L35 156H36ZM40 154V156H41V153H39ZM39 154L36 156V158L39 156ZM48 154H50V155H48ZM85 154H87V155H85ZM115 154V155H114ZM135 154H136V152H135ZM152 154L154 155V156H152ZM168 154H169V152H168ZM188 154V155H187ZM191 154V155H190ZM210 154V155H209ZM214 154V155H213ZM232 154V155H231ZM236 154V155H235ZM245 154V155H244ZM14 155V157H12ZM52 155H53V157H52ZM79 155V156H78ZM112 155V156H111ZM161 155V156H160ZM188 156V157H190V158H188V157H184V156ZM215 155H217L216 157H215ZM227 155V156H226ZM230 155V156H229ZM241 155V156H240ZM254 155V156H253ZM256 155V156H255ZM259 155V156H258ZM9 156V157H8ZM51 156V158H49ZM56 156H59V157H57L56 158ZM90 156V157H89ZM96 156V158H93V157H95ZM100 156V157H99ZM107 156H108V158H107ZM150 156V157H149ZM226 156V157H225ZM263 156V157H262ZM16 157H18V158H21V159H18V160H16L17 158ZM48 157V158H47ZM56 159H55V158ZM71 157V158H70ZM74 157V158H73ZM81 157V158H82ZM87 157V158H86ZM98 157V158H97ZM112 157V158H111ZM158 157H159V159H158ZM160 157H162V158H160ZM164 157V158H163ZM223 157V158H222ZM236 157V158H235ZM247 157H248V159H247ZM14 158H16V159H14ZM36 158H35V161H36ZM39 158V157H38ZM41 158H42V156H41ZM42 158V159H43ZM64 158H66V159H64ZM90 158V159H89ZM106 158V159H105ZM222 158V159H221ZM255 158V159H254ZM263 158V159H262ZM40 159V158H39ZM41 159V160H42ZM45 159H43V161L45 160ZM48 159H50V160H48ZM68 159V160H67ZM71 159V160H70ZM73 159V160H72ZM75 159H77V161H79L78 163H77V161L75 160ZM85 159H87V161L86 162H88L89 161V166H87L86 164V162H84V160ZM95 159V160H94ZM105 159V160H104ZM111 159V160H110ZM116 159V160H115ZM185 159V160H184ZM191 159V160H190ZM217 159V160H216ZM220 159V160H219ZM239 159V160H238ZM16 160V161H15ZM55 161V160H58V161H62L63 160V164L61 165V166H59V165H54V163L53 162H51V161ZM75 160V161H74ZM92 160V161H91ZM102 160V161H101ZM156 160H160V164H161V166H159L160 164H159V161H156ZM165 162H164V161ZM189 160V161H188ZM193 160V161H192ZM256 160V161H255ZM258 160V161H257ZM13 161H14V163H13ZM42 161V162H43ZM80 161H82V162H80ZM101 161V162H100ZM112 161V162H111ZM202 161H203V163H202ZM233 161H235V162H233ZM18 162V163H17ZM25 162V163H24ZM46 162V161H45ZM46 162V163H47ZM84 162V163H83ZM91 162H93V163H91ZM116 162H118V160L116 161ZM155 162V163H154ZM191 162V163H190ZM229 162V163H228ZM239 162V163H238ZM34 165H32V164ZM68 163V164H67ZM70 163V164H69ZM81 163V164H80ZM90 163H91V165H90ZM158 163V164H157ZM198 163V164H197ZM242 163V164H241ZM15 164H16V166H15ZM19 165V167L20 168H18V165ZM23 164V165H22ZM30 164H31V166H30ZM43 164H45L44 162H43ZM50 164H51V167H50ZM71 164H73V167H72V165ZM101 164V165H102ZM112 164H113V166H112ZM118 163H116L115 165L116 166H118L117 165ZM154 164H156V165H154ZM190 164V165H189ZM194 164H195V166H194ZM227 164H228V166H229V169H228V167H227ZM257 164H259V165H257ZM63 165H64V168H63ZM83 165H85V166H87L86 168H84L83 167ZM95 166H96V164H94ZM100 165V166H101ZM186 165V164H185ZM199 165V166H198ZM226 165V166H225ZM240 165H241V167H240ZM28 166V167H27ZM46 166L48 167V168H51V170L49 171L48 170V172H47V168H46ZM57 166H59V167H57ZM68 166H70V167H68ZM112 166V167H111ZM214 166V165H213ZM213 166H211V167H213ZM233 167L232 169L233 170H235L234 172H233V170L231 169V167ZM259 168H258V167ZM24 167V168H23ZM67 167V168H66ZM75 167H77L76 169H75ZM97 167H99V166H97ZM102 167H103V165H102ZM101 167V168H102ZM183 167H184V165H183ZM199 167H200V169H199ZM239 167V168H238ZM71 170H70V169ZM83 168V169H82ZM91 168V167H90ZM110 168L108 167V168H106V169H104V167L102 168V169H100V178L101 177H103V178H101V180L103 181V180H106L105 181V183L104 182H102V184H103V186H105L106 187V189L107 190H109V191H111V195H110V193L109 192H107V196L106 197H108V196H112L113 195V197L115 196L116 198H117V196L116 195H118V190L120 189H122V191H123V184L121 183V181L118 179V178H120V175L117 173L118 171H119V169H118V167L116 168L115 167V169L117 170H112V172L113 173H115L114 174V176H113V174L110 172ZM235 168V169H234ZM21 169V170H20ZM66 169V170H65ZM74 169L76 170V171H74ZM89 169V168H88ZM157 169V170H156ZM192 170V172L190 173V171L189 170ZM225 169H226V171H225ZM239 169V170H238ZM243 171H242V170ZM248 169H249V171L250 172H248ZM251 169V170H250ZM255 169V170H254ZM260 169V170H259ZM61 170V171H60ZM84 170V171H83ZM103 170V171H102ZM107 170V171H106ZM152 170V171H153ZM195 170V171H194ZM257 170V171H256ZM42 171V170H41ZM79 171H81L80 173L81 174H79ZM88 171V170H87ZM116 171V172H115ZM170 171H173V172H171L170 173ZM197 171V172H196ZM201 171H202V173H201ZM229 171V172H228ZM238 171V172H237ZM262 171H263V173H262ZM21 172V173H20ZM25 172V173H24ZM29 172H31V173H29ZM34 172V173H33ZM51 172V173H50ZM55 172V173H54ZM73 172V173H72ZM77 172H78V174H77ZM104 172V173H103ZM120 172V171H119ZM49 173V174H48ZM109 173V174H108ZM168 173H170V174H168ZM187 173H189V174H187ZM192 173H194V174H192ZM235 173V174H234ZM257 173H258V175H257ZM117 174H118V176H117ZM172 174V175H171ZM236 174H237V177H236ZM30 175V176H29ZM51 175V176H50ZM53 175H54V179H53ZM82 175V176H81ZM192 175H195V176H193L192 177ZM249 175H250V179H248V177H249ZM254 175H255V178H257L256 180L253 178V179H251L252 177H254ZM20 176V177H19ZM46 176H47V178H46ZM58 176V177H57ZM79 176V177H78ZM107 176H109V178H110V180L108 179V177ZM111 176V177H110ZM117 176V177H116ZM170 176V177H169ZM174 176V177H173ZM31 177H33V178H31ZM36 178V180H35V178ZM86 177V176H85ZM107 177V178H106ZM115 177H116V179H115ZM168 177V178H167ZM243 177V178H242ZM247 177V178H246ZM26 178H27V180H26ZM29 178V179H28ZM51 178V179H50ZM68 178V179H67ZM81 178V179H80ZM105 178V179H104ZM174 178H175V180H174ZM200 178V179H199ZM242 180H241V179ZM244 178H246V179H244ZM33 179V180H32ZM40 179V180H39ZM43 179V180H42ZM169 179H171V181L169 180ZM176 179H177V181H176ZM240 179V180H239ZM258 179H259V181H258ZM39 180V181H38ZM48 180H49V183H48ZM110 181V183H111V185H112V180H114L115 181V187H117V183H119V181H120V183L119 184H121V186H122V188H119L120 187V185L118 184V188H117V190H115L111 185H110V183H107L108 181ZM117 180H119V181H117ZM169 181V183H168V181ZM261 180H262V182H261ZM33 181V182H32ZM61 181V182H60ZM179 181V182H178ZM247 181V182H246ZM29 182V183H28ZM30 182H31V184H30ZM117 182V183H116ZM203 183V184H201V183ZM205 182V183H204ZM242 182V183H241ZM164 183V184H163ZM168 183V184H167ZM176 183V184H175ZM250 183V184H249ZM254 183V184H253ZM35 184V185H34ZM39 184V185H38ZM53 184V185H54ZM188 184V185H187ZM198 184H200V186L198 185ZM248 184V185H247ZM259 184H261V185H259ZM20 185V186H19ZM30 185V186H29ZM41 185H43V184H41ZM166 185V186H165ZM192 186V189H191V186ZM202 185H203V187H202ZM225 185H226V187H225ZM236 185V186H235ZM34 186V187H33ZM37 186V187H36ZM107 186H108V188H110V189H108L107 188ZM110 186V187H109ZM162 186H165V190H166V192L165 191H163L164 190V188L162 187ZM170 186V187H169ZM184 186H185V188H184ZM206 186V187H205ZM229 186V187H228ZM231 186V187H230ZM234 186V187H233ZM239 186V187H238ZM255 186H257L256 188H255ZM27 187V188H26ZM105 187L104 188H102L103 190H102V192H103V194H106V191H105ZM174 187V188H173ZM193 187H195V188H193ZM248 187V188H247ZM254 187V188H253ZM261 187V188H260ZM23 188V189H22ZM156 188V189H155ZM198 190H197V189ZM221 190H220V189ZM230 188V189H229ZM33 189V190H34ZM204 189V190H203ZM210 189V190H209ZM237 191H236V190ZM253 189V190H252ZM31 190V191H30ZM35 190H34V192H35ZM113 190H114V194H113ZM168 190V191H167ZM176 190V191H175ZM187 192H186V191ZM195 190L197 191L196 193H195ZM201 190V191H200ZM203 190V191H202ZM209 190V191H208ZM223 190H224V192H223ZM231 192H230V191ZM235 190V191H234ZM245 192H243V191ZM246 190V191H245ZM249 191V193H247L248 191ZM5 191V192H4ZM146 191V190H145ZM163 191V192H162ZM183 191V192H182ZM219 191V192H218ZM257 191V192H256ZM11 192V193H10ZM21 192V193H20ZM27 193V194H23V193ZM33 192V191H32ZM168 192V196L166 195V193ZM190 192H192V193H190ZM194 192V193H193ZM230 194H229V193ZM239 192V193H238ZM260 192V193H259ZM4 193V194H3ZM36 193V192H35ZM91 193H92V189H91ZM115 193H117V194H115ZM191 195V197H190V195ZM219 193H220V195H219ZM3 194V195H2ZM163 194V195H162ZM193 194V195H192ZM203 194V195H202ZM256 194V195H255ZM8 195V196H7ZM24 195V196H23ZM119 195L121 196L122 195V197H119ZM119 195H118V199H120V201H125L124 199L125 198H127V195L126 194H123V192H122V194H121V192L119 191ZM126 197H125V196ZM169 195H171L170 197H169ZM174 195V196H173ZM187 195H188V197H187ZM228 195V196H227ZM31 196H32V198H31ZM176 196V197H175ZM185 196H186V198H185ZM196 196H197V198H196ZM243 196H247L246 198H243ZM249 196V197H248ZM124 197V198H123ZM192 197H194V198H192ZM201 197V198H200ZM220 197V198H219ZM237 197V198H236ZM261 197V198H260ZM24 198V199H23ZM122 198V199H121ZM162 198V199H161ZM163 198H164V200H163ZM168 198V199H167ZM243 198V199H242ZM253 198V199H252ZM260 198V199H259ZM12 200V201H9V200ZM33 199H34V201H35V203H34V201H33ZM42 199V198H41ZM155 199H159L158 201L157 200H155ZM160 199L163 201H160ZM214 199H215V201H214ZM245 199V200H244ZM2 200V201H1ZM13 200H16V201H14V204H13ZM166 200H170V201H166ZM178 200V201H177ZM194 200V201H193ZM198 200H199V202L201 201V202H203V203H199L198 202ZM209 200H210V202H209ZM256 200H258V201H256ZM177 201V202H176ZM189 201H190V203L191 204H188L189 203ZM206 202V204H205V202ZM241 201H243L242 203H241ZM244 201L246 202V203H244ZM3 202V203H2ZM26 202V203H25ZM153 202H154V204H153ZM158 202V203H157ZM160 202H161V204H162V206H160L161 204H160ZM194 204H193V203ZM212 202V203H211ZM28 203V204H27ZM56 203V202H55ZM157 203V204H156ZM180 203V204H179ZM183 203H184V206H183ZM214 203V204H213ZM151 204V203H150ZM158 204H159V207H158ZM167 204V205H166ZM182 204V205H181ZM186 204V205H185ZM198 204H200V205H198ZM246 204V205H245ZM7 205V206H6ZM164 205H165V208H164ZM27 206V207H26ZM53 207V210H52V207ZM169 206V207H168ZM173 208H172V207ZM209 206V207H208ZM4 207H5V209H4ZM26 207V208H25ZM51 207V208H50ZM161 207V210L160 209H158V208H160ZM163 207V208H162ZM171 207V208H170ZM184 207V208H183ZM257 207V208H256ZM260 207V208H259ZM21 208V209H20ZM201 210H200V209ZM206 208V209H205ZM209 208H210V210H209ZM257 210H256V209ZM6 209H7V211H6ZM25 209V210H24ZM33 209V210H32ZM87 209H88V207H87ZM156 209H157V211H156ZM164 209H167V211L165 212L164 211ZM173 209V210H172ZM4 210V211H3ZM59 210V211H58ZM62 210V211H61ZM112 210V215H114L115 214V216L116 217H118L119 216V214H118V212L120 213L121 212V210L120 209H111ZM117 211V212H115V211ZM120 210V211H119ZM162 210H163V212L165 213H163L162 212ZM170 210V211H169ZM178 210V211H177ZM51 211V212H50ZM113 211L115 212L114 214H113ZM140 211V212H139ZM169 211V212H168ZM194 211V212H193ZM233 211H235V214H233ZM240 211V212H239ZM29 212V213H28ZM59 212V213H58ZM157 212V213H156ZM160 212V213H159ZM229 212H231V215H230V213ZM243 212V213H242ZM17 213V214H16ZM26 213V214H25ZM86 213V212H85ZM123 212H121V215H120V217L123 215L122 214ZM132 213V212H131ZM135 213H137L136 215H134ZM139 213V214H138ZM140 213H142V215H140ZM144 213V214H143ZM175 213L173 214V217H174V219L175 220H177V218H178V216H177V214H176V216H174L175 215ZM204 213V214H203ZM238 213V214H237ZM258 213V214H257ZM7 214V215H6ZM12 214V215H11ZM49 214H53L52 215V217L54 218H52ZM57 214H58V216H57ZM89 217H91L92 216V214L89 212V213H86ZM164 215V218L162 217L163 215ZM194 214V215H193ZM199 214V215H198ZM203 214V215H202ZM222 214H224V216L222 215ZM140 215V216H139ZM145 217H144V216ZM152 215H155V217L154 216H152ZM157 215V216H156ZM161 215V216H160ZM197 215H198V217H197ZM226 215H227V219H226ZM234 215V216H233ZM49 216V217H48ZM148 216V217H147ZM195 216V217H194ZM200 216V217H199ZM256 216H258V217H256ZM162 217V218H161ZM202 217V218H201ZM220 217V218H219ZM240 217V218H239ZM9 218V219H8ZM12 218V219H11ZM23 218V219H22ZM31 218V219H30ZM52 218V219H51ZM63 218V217H62ZM112 218V217H111ZM119 218V217H118ZM160 218H161V221H160ZM205 218V219H204ZM231 218V219H230ZM237 218V219H236ZM8 219V220H7ZM48 219H50V220H48ZM121 219V218H120ZM119 219V221L122 223V221ZM123 219V218H122ZM193 219V220H192ZM236 219V220H235ZM257 219H258V221H257ZM25 220H30L32 223V229H30L29 230V232H28V230H26L25 231V227H27L26 225H27V223H25L26 221ZM60 220V221H59ZM133 220V219H132ZM135 220H133V221H135ZM203 220V221H202ZM230 220V221H229ZM10 221V222H9ZM15 221V222H14ZM63 221V222H62ZM65 221H66V224H64L65 223ZM119 221H117V222H119ZM154 221V220H153ZM211 221V222H210ZM215 221H217V222H215ZM243 221V222H242ZM7 223V225H6V223ZM24 222V223H23ZM48 222V223H47ZM73 222V223H72ZM194 222V223H193ZM197 224H196V223ZM241 222H242V224H241ZM4 223V224H3ZM22 223V224H21ZM182 222H179V223H177L176 225H183V223L181 224ZM209 223V224H208ZM240 223V224H239ZM18 224H20L19 225V228H18ZM23 224H25V225H23ZM49 224V225H48ZM72 224H73V226H72ZM123 224H124V222H123ZM152 224L153 223H151V226H152ZM260 224V225H261ZM24 226V227H22L23 228V230L21 231V233L23 234H20V226ZM55 225V227L53 228L52 226H54ZM154 225H155V223H154ZM198 225V226H197ZM203 225H205V226H203ZM207 225L208 226H210V229H212L211 231H210V233H211V240L207 243H201V241H200V239H201V236H202V233L204 234L205 233V229H204V227L206 228L207 227ZM213 225V226H212ZM239 225V226H238ZM33 226L35 227L34 228V230H33ZM45 226V227H44ZM72 226V227H71ZM76 226V227H75ZM126 226V225H125ZM159 226V227H158ZM197 226V227H196ZM227 226V227H226ZM238 226V227H237ZM16 227H17V229H16ZM39 227H41L40 229H39ZM51 227V228H50ZM157 228H155V229H157V230H150L151 232H147V233H145L146 235H148V233H149V235H151L150 237H152L153 238V240H154V246H152V250L150 251V252H153L154 250H157L153 255L151 254V253H149V254H151L152 256H155V254L157 253V255L153 258V260H154V263L155 264H161V263H163V264H190L191 263V261L189 260V258H188V254L184 251V248L183 247H181V245L180 244H169V243H167V241H165V240H163V237H164V234L163 233H165V231H163L164 230V226L162 225V226H160V224H157V226H156ZM236 227H237V229H236ZM15 228V229H14ZM44 228V229H43ZM48 228H50V230L48 229ZM61 228V229H60ZM75 230H73V229ZM181 228V227H180ZM195 228V229H194ZM241 228V229H240ZM29 229V228H28ZM47 229H48V231H47ZM60 231H58V230ZM161 229V230H160ZM179 229V228H178ZM202 229H203V231L204 232H202ZM225 229H227V232H225L226 230ZM13 230V231H12ZM15 230H17V231H15ZM63 232H62V231ZM70 230H71V232H70ZM76 230H77V236H76V234H75V232H76ZM223 230V232H221ZM235 230V231H234ZM31 231V232H30ZM154 231V233H153V235H152V232ZM156 231V232H155ZM241 231V232H240ZM26 232H27V234H26ZM44 234H43V233ZM59 232V233H58ZM68 232V233H67ZM70 232V233H69ZM158 232V233H157ZM196 232H198V233H196ZM200 232V233H199ZM241 233V236H240V233ZM16 233V234H15ZM24 233H25V235H24ZM30 233H31V235H30ZM65 233V234H64ZM106 233V232H105ZM191 233V234H190ZM226 233V234H225ZM227 233H229V235H227ZM37 234V235H36ZM198 234V235H197ZM214 234V235H213ZM239 234V235H238ZM20 235V236H19ZM66 235V236H65ZM70 235L72 236V237H70ZM163 236L162 238L160 237V236ZM188 235V236H187ZM223 235H227V244H226V242H225V246H224V244H223V247H222V245L221 246H219V244L217 245V243H219L220 241H222V237H223ZM22 236V237H21ZM39 236V237H38ZM41 236H42V238H41ZM52 236V237H51ZM65 236V237H64ZM74 236V237H73ZM156 236V237H155ZM231 236V237H230ZM263 236V237H262ZM16 237V238H15ZM43 237H44V239H43ZM62 237H64V238H66V239H64V238H62ZM198 237V238H197ZM214 237V238H213ZM15 238V239H14ZM23 238H24V240H25V242H24V240H23ZM32 238V239H31ZM85 238V237H84ZM160 238V239H159ZM258 238V239H257ZM13 239V240H12ZM48 239V240H47ZM51 239V240H50ZM56 239H57V241H56ZM61 239H63V240H61V242H60V240ZM86 239V238H85ZM156 239H158V241H160L161 239V241H160V243L161 244H159V242L158 241H156ZM194 239V240H193ZM30 240V241H29ZM34 240H35V243H34ZM49 240H50V242H49ZM58 240H59V242H58ZM216 240V241H215ZM14 241V242H13ZM33 241V242H32ZM53 241V242H52ZM213 241V242H212ZM229 241V242H228ZM247 241V242H246ZM31 242V243H30ZM164 242V243H163ZM246 242V243H245ZM34 243V244H33ZM73 243H74V241H73ZM158 244V246H156L157 244ZM166 243V244H165ZM216 243V244H215ZM246 245H245V244ZM46 244V245H45ZM162 244H163V246H162ZM204 244V245H203ZM205 244H207V245H205ZM248 244V245H247ZM250 244V245H249ZM168 245H170L169 247H168ZM209 245V246H208ZM28 246V247H27ZM44 248V249H42V247ZM45 246H47V247H45ZM160 246H162V248L160 249ZM178 246V247H177ZM166 247V249H164V248ZM168 247V248H167ZM174 247H176L175 249H174ZM181 247V248H180ZM219 247H221V248H219ZM225 247V248H224ZM38 248V249H37ZM73 248H74V246H73ZM249 248V249H248ZM49 249H50V252H49ZM164 249V250H163ZM170 249V250H169ZM212 249H213V251H212ZM42 250V251H41ZM78 250V251H79ZM159 250V251H158ZM161 250H162V252L165 254V255H163V253L161 252ZM167 252H166V251ZM172 250V251H171ZM216 250V251H215ZM17 251V252H16ZM48 251V252H47ZM56 253H55V252ZM81 251V250H80ZM203 251V252H202ZM45 252V253H44ZM159 252H161V253H159ZM174 252V253H173ZM180 252L182 253V254H180ZM206 252H207V254H206ZM259 252H260V254H259ZM40 253H42V254H40ZM50 254V256H47L46 254ZM78 254H80V253H82V252H77ZM185 253H186V255H185ZM32 254V253H31ZM48 254V255H49ZM58 254V255H57ZM232 254V255H231ZM18 255V256H17ZM41 255V256H40ZM53 257H52V256ZM59 255L61 256H63V257H65V258H63V257H59ZM81 255V254H80ZM82 255H84L85 256V254L84 253H82ZM162 255L164 256L163 257V260H161L162 259ZM176 255V256H175ZM185 255V256H184ZM202 257H201V256ZM207 257H206V256ZM252 255H254V256H252ZM1 255H0V257H2ZM10 256V257H9ZM41 258H40V257ZM161 256V257H160ZM175 258H174V257ZM34 257V258H33ZM36 257V258H35ZM48 257H49V259H48ZM174 258L175 259V261H174V259H172V258ZM178 257V258H177ZM14 258V259H13ZM19 258V257H18ZM33 258V259H32ZM40 258V259H39ZM63 258V259H62ZM157 258V259H156ZM165 258V259H164ZM206 258V259H205ZM247 258H248V260H247ZM262 258V259H261ZM40 261H39V260ZM72 259V260H71ZM133 260L134 261V258H130V260ZM146 259V258H145ZM170 259V260H169ZM179 259V260H178ZM186 259V260H185ZM200 259H201V261H200ZM251 259V260H250ZM34 261V263H33V261ZM46 260V261H45ZM53 260H55V261H53ZM57 260V261H56ZM142 260V259H141ZM168 260H169V262H168ZM182 260V261H181ZM255 262H253V261ZM29 261H32V262H29ZM89 261V263L90 264H94L93 262H91L92 260H88ZM173 261H174V263H173ZM181 262V263H178V262ZM242 263H241V262ZM245 261H247V263H245ZM256 261H257V263H256ZM41 262V263H40ZM69 262V263H68ZM141 262V261H140ZM142 262L143 263H145V264H151L152 262H148L147 260L144 262V259L142 260ZM157 262V263H156ZM168 262V263H167ZM184 262V263H183ZM187 262V263H186ZM202 262V263H201ZM235 262V263H234ZM131 263V262H130ZM132 264H134V263H132ZM136 264V263H135Z\"/></svg>",
    "mask_w": 264,
    "mask_h": 264
},
{
    "label": "bare ground",
    "instance_id": "bare-ground-1",
    "mask_svg": "<svg viewBox=\"0 0 264 264\" xmlns=\"http://www.w3.org/2000/svg\"><path fill=\"white\" fill-rule=\"evenodd\" d=\"M13 1V0H12ZM51 1L52 0H42V1H40L39 3V5L38 6H32V5H30L29 6V13H30V17H32L31 16V14H34V15H37V12L38 11H40V12H46V13H48V12H52L53 11V8H55V7H53L52 6V3H51ZM96 1V0H95ZM94 1V2H95ZM107 1V0H106ZM139 1V3L137 2V4H139V8L140 9H138V10H140V12L143 14V13H147V9L145 10V6L146 7H148L147 5H146V3H145V6H144V4L142 3V0L140 1V0H138ZM160 1V0H159ZM174 1V0H173ZM182 1V0H181ZM183 1H185V0H183ZM189 1H191V0H188V2ZM198 1V0H197ZM197 1H195L194 0V3L195 2H197ZM207 1H209V0H204V2H203V0H202V2H203V5H205L204 7L206 8V5L208 4V5H210V3H208ZM225 2L223 3L224 4V6H223V8H224V11H225V13H226V21H225V23H226V28H228L231 32H232V34H234L235 35V37H232V38H234V41H232V43L233 42H235V39H236V36L238 35V40H236V42L239 44V46L240 47H242V49L244 48V46L246 45V42L244 41V39L242 38V37H240L239 38V35L241 36V32H240V30H238L239 29V25L237 24V26H238V28L235 26V23L237 22H235V15H236V12H237V8H238V6H236V5H234V4H232L231 2H229L228 0H224ZM237 1V0H236ZM242 1V0H241ZM240 1V2H241ZM248 2H249V0H247ZM30 2V1H29ZM57 2V1H56ZM79 2V1H78ZM97 2V1H96ZM104 2V1H103ZM102 2V3H103ZM144 2H145V0H144ZM186 2V1H185ZM192 2V1H191ZM199 2H200V0H199ZM199 2H198V4H199ZM202 2H200V3H202ZM212 3H213V0L211 1ZM222 2H223V0H222ZM239 2V3H240ZM13 3V2H12ZM22 3V2H21ZM92 3H93V0H92ZM112 3V2H111ZM114 3V2H113ZM112 3V4H113ZM152 3V2H151ZM161 3H163V2H161ZM211 3V4H212ZM250 3V5H251V13L252 14H254L255 16L254 17H251V15H250V18L252 19H256V21L257 22H255V23H257V25L256 26H258L259 28H260V31H261V29H264V16L263 17H260L258 14H259V12H260V9L258 8L259 6H264V0H252V2H249ZM33 4V3H32ZM35 4V3H34ZM99 4V6L100 5H102L101 4V2L100 3H98ZM160 4V3H159ZM185 4H187V3H185ZM197 4V3H196ZM197 4V5H198ZM213 4H215V3H213ZM222 4V3H221ZM242 4H243V2H242ZM245 4V3H244ZM11 5V4H10ZM22 5H23V3H22ZM54 5V4H53ZM55 5H57V4H55ZM54 5V6H55ZM94 5V4H93ZM109 5V4H108ZM153 5V4H152ZM174 5V4H173ZM172 5V6H173ZM175 5H177V4H175ZM179 5V4H178ZM189 5V4H188ZM203 5L201 6V7H199L200 9H199V11H201V10H203L202 8H204L203 7ZM216 5V4H215ZM28 6V5H27ZM86 6V5H85ZM98 6V8H101V7H99ZM118 6V5H117ZM127 6V5H126ZM161 6V5H160ZM164 6V5H163ZM166 6V5H165ZM169 6H171V5H169ZM184 6V5H183ZM191 6H193V5H191ZM245 6V5H244ZM248 6H249V4H248ZM262 6L260 7V8H262ZM58 7V6H57ZM64 7V6H63ZM66 7V6H65ZM86 7H88V4H87V6ZM94 7V6H93ZM158 7V6H157ZM157 7H156V9H157ZM187 7V6H186ZM185 7V8H186ZM196 7V6H195ZM215 7V6H214ZM219 7V6H218ZM246 8H247V5L245 6ZM8 8H10V7H8ZM91 8V7H90ZM97 8V9H98ZM116 8V7H115ZM119 8V7H118ZM131 8V7H130ZM175 7H173V9H172V7L170 8V7H162L161 9L163 10V9H165L169 14H177V10H175L174 9ZM198 8V7H197ZM211 8V7H210ZM220 8H222V7H220ZM222 8V9H223ZM4 9V8H3ZM7 9V8H6ZM6 9H4L5 11H6ZM93 9V8H92ZM97 9H95V11H97ZM155 9V8H154ZM156 9L154 10V12L156 11ZM189 9H190V7H189ZM194 9V8H193ZM193 9H192V11H193ZM213 9V8H212ZM259 11H258V10ZM12 10V9H11ZM20 10V9H19ZM22 10V9H21ZM82 10H84V9H82ZM129 10V9H128ZM151 10V9H150ZM164 10V11H165ZM217 10V9H216ZM239 10H242V9H239ZM3 11V10H2ZM23 11H24V9H23ZM26 11V10H25ZM24 11V12H25ZM57 11V10H56ZM60 11H61V9H60ZM85 11V10H84ZM86 11H87V9H86ZM100 11V10H99ZM108 11V10H107ZM134 11V10H133ZM136 11V10H135ZM186 10H184V12H185ZM198 11V10H197ZM198 11V12H199ZM211 11V10H210ZM258 11V12H257ZM8 12V11H7ZM6 12V13H7ZM15 12V11H14ZM18 12H20V11H18ZM27 12V11H26ZM54 12V11H53ZM63 12V11H62ZM82 12V11H81ZM131 13H132V11H130ZM138 12V14L140 13L139 11H137ZM161 12V11H160ZM166 12V13H167ZM179 12V11H178ZM194 12H196L195 10H194ZM202 12V11H201ZM204 12H205V9H204ZM207 12H209V10L207 11ZM212 12V11H211ZM222 12H223V10H222ZM12 13V12H11ZM28 13V14H29ZM75 13V12H74ZM120 13V12H119ZM130 13V14H131ZM158 13V12H157ZM193 13V12H192ZM215 13H216V11H215ZM224 13V14H225ZM242 13H243V11H242ZM245 13H247V11H245ZM249 13V12H248ZM1 14H2V12H1ZM8 14H9V12H8ZM14 14V13H13ZM40 14V13H39ZM76 14V13H75ZM78 14V13H77ZM80 14V13H79ZM124 14V13H123ZM184 14V13H183ZM211 14V13H210ZM221 14V13H220ZM240 15V13H237V15ZM4 15H5V13H4ZM53 15V14H52ZM52 15H50L51 17H52ZM134 15H136V13H134ZM152 15V14H151ZM150 15V16H151ZM158 15V14H157ZM178 15V14H177ZM182 15V14H181ZM201 15V14H200ZM203 15V14H202ZM205 15H206V12H205ZM237 15H236V20H237V18H239V17H237ZM241 15H243V14H241ZM245 15V14H244ZM12 16V15H11ZM22 16V15H21ZM24 16V15H23ZM59 16V15H58ZM61 16V15H60ZM101 16V15H100ZM99 16V17H100ZM119 16H121V15H119ZM125 16V15H124ZM147 16H148V14H147ZM150 16L149 17H147V19L148 18H150ZM154 16V15H153ZM169 16V15H168ZM197 16V15H196ZM208 16V15H207ZM206 16V17H207ZM6 17V16H5ZM9 17V16H8ZM24 17H26V16H24ZM50 17V18H51ZM97 17V16H96ZM113 17V16H112ZM126 17V16H125ZM125 17H123V19L125 18ZM131 17V16H130ZM129 17V18H130ZM136 17V16H135ZM143 17H145V14H143ZM143 17H141V18H143ZM155 17V16H154ZM198 17V16H197ZM214 17V16H213ZM221 17V16H220ZM241 17V16H240ZM3 18V17H2ZM7 18V17H6ZM11 18V17H10ZM39 18V17H38ZM56 18V17H55ZM58 18V17H57ZM128 17H126V20L124 21L125 22V25H124V23H123V25L124 26H126V29H127V33H128V29H132L133 27H135L134 25H135V21H137V20H134V17L133 18H131V19H127ZM137 18V17H136ZM139 18H140V16H139ZM146 18V17H145ZM176 18V17H175ZM195 18V17H194ZM199 18V17H198ZM201 18V20H203V17H200ZM199 18V19H200ZM211 18H212V16H211ZM224 18H225V16H224ZM243 18L245 19V17L243 16ZM3 19H5V18H3ZM14 19V18H13ZM26 19V18H25ZM32 19H34L33 17H32ZM40 19V18H39ZM39 19H36V21H38ZM58 19H60V18H58ZM115 19V18H114ZM121 19V18H120ZM132 19H133V21H132ZM151 19V18H150ZM166 19H167V17H166ZM173 19V18H172ZM183 19V18H182ZM204 19H205V17H204ZM208 19V18H207ZM240 19V18H239ZM8 20V19H7ZM23 20V19H22ZM61 20V19H60ZM63 20V19H62ZM98 20V19H97ZM102 20V19H101ZM113 20V19H112ZM141 20V19H140ZM145 21V19H142L141 21ZM175 20V19H174ZM173 20V21H174ZM178 20V19H177ZM180 20V19H179ZM1 21V20H0ZM28 21H29V19H28ZM40 21V20H39ZM52 21H53V19H52ZM88 21V20H87ZM141 21L139 22V23H141ZM172 21V22H173ZM176 21V20H175ZM185 21V23L184 24H186L187 22H186V20H184ZM204 21V20H203ZM214 21V20H213ZM247 21H248V19H247ZM41 22V21H40ZM157 22V21H156ZM180 22H181V20H180ZM249 22V21H248ZM251 22V21H250ZM30 23V22H29ZM133 23H134V25H133ZM144 23V22H143ZM147 23V22H146ZM166 23V22H165ZM178 23V22H177ZM203 23V22H202ZM217 23V22H216ZM52 24H54V23H52ZM71 24V23H70ZM114 24V23H113ZM145 24V23H144ZM158 24V23H157ZM164 24V23H163ZM170 24V23H169ZM172 24V23H171ZM182 24H183V22H182ZM206 24H207V26L209 25L208 24V21L206 22ZM210 24H211V22H210ZM249 24V23H248ZM0 25H2V24H0ZM27 25V24H26ZM51 25V24H50ZM149 22H148V25L146 26V24L145 25H142V28H140V29H137L138 30V32L136 33L137 35L139 34V36H140V41H139V43H138V45H136L137 47L136 48H134V47H132V48H134V50L136 49V52H134L133 50V52L134 53H136V56H137V69L134 67V70L136 69L137 71L134 73V75H133V71H132V79L130 80V82L126 79V78H123V79H120V78H122V76L121 77H119V79H117V81L115 82V84H116V87H115V85L113 86L114 87V92L112 93V94H110V95H108L109 94V92H108V98L110 99V97H111V100H112V102L113 101H117L118 103H119V108H117V109H113L111 106L110 107H108V106H101V105H99V103H98V105L96 106V107H94L95 108V110H94V114H95V116H94V132H95V135H98V134H100L101 136H102V141H103V143L101 144L103 147H99L98 146V148H100L101 150H102V148L104 149L105 147H106V145L104 146V143L107 141V139H109L106 143H107V146H109L110 148L112 147V146H114L116 149H117V147H116V142H119V141H121V143H122V145L120 146V148L117 150V153H116V159L118 160V162H114V168H112V170H114L115 169V167L117 168L118 167V169H119V171L117 172L119 175H120V178H118L120 181H121V183L123 184V191H122V189L120 190L119 188H122V186H121V184H119L120 183V181L119 180H117V181H119V183H117V187H115V181L114 180H112L113 182H112V185H111V183H110V181H108L107 183H110V185L115 189V190H117V188H118V184L120 185V187L118 188L119 190H118V195H119V191L121 192V194H122V192H123V194H126L127 195V198H125L124 200V202L123 201H120V199H118V195H116L117 196V198L114 196L113 197V195L112 196H108V197H106L107 196V192H109L110 193V195H111V191H109V190H107L106 189V187L105 186H103V184L105 183V181L106 180H101V178H103V177H101L100 178V169H102L103 167H104V169H106V168H110V166H107L106 168H105V164H107L108 162H105V164L103 163H101L102 165H103V167H102V165L101 164H99L98 163V165H97V162L95 163V161H97V159L95 160V161H93V162H91V163H93L92 164V166H90V167H87V166H89V161L88 162H86L87 161V159H85L84 160V162H86L87 164V166H85V165H83V167L84 168H86L87 167V170L85 169V172H88L89 173V170H90V174L91 175H89V174H83V176H84V178L82 179V180H79L78 178H76V176H72V177H69V180H67V183L65 184L66 185V188H64V187H62V185L59 183V181L56 183L55 182V184L53 185H51V184H48V185H46L45 184V181L47 182V180L45 179L44 180V183H42L41 182V184H43V185H41L40 184V186H39V188L37 187V190H35L34 188V190H35V192H34V190L31 188V190L33 191H31V193H33V195L34 196H36L37 197V203H36V207L35 206H33V209H34V211L36 212V214L38 213V216L40 215L41 216V218H42V216H46V215H48V213H49V210H48V205H49V201L52 199V201L51 202H53V201H55V202H53L54 203V205H56L57 203H61L63 206H64V208H65V210H63L64 212H62V213H60L59 215H61L62 214V217H60L62 220H68V225H70L69 224V221L70 220H73V222H74V225L76 224V226H77V228H75V229H78V236H77V230H76V232H75V234H76V236H77V239H78V244L79 243H81V251L79 250V249H76V245H75V242L77 241H75V237H74V239L72 238V242L70 241V239L67 237V239L66 238H64V237H62V238H64V239H66V242L64 243V244H57L56 242H55V244L53 243V246H52V248L57 252V253H59V254H61L62 253V255H66L67 257H69V258H73L74 260V262H76L77 264H90L89 263V261L88 260H92L91 262H93L94 264H132V263H136V264H145L146 262V260L150 263V262H152L151 264H155L154 263V260H153V258L157 255V253L155 254V256H152L157 250H154L153 252H150L151 250H152V246H154V240H153V238L152 237H150L151 235H149V233H148V235H146L145 233H147V232H151L152 230H157V229H155V228H157L156 226H157V224H160V226H164V230L163 231H165V233H163L164 234V237L161 235L160 237L162 238L163 237V240H165V241H167V243H169V244H180L181 245V247H183L184 248V251L188 254V258H189V260L191 261V263L190 264H197L198 263V259L196 258V256L194 255V250H193V243L191 242V241H188V239H185V237H186V235H185V231H186V228H184L185 227V225L184 224H186L188 221H191L190 219H191V213H192V207H191V211L189 210H187V209H185V210H183V209H181L182 211H180V208H182L180 205H178L179 206V214H177V213H175L176 212V210H173V211H175L174 213H175V215L174 216H176V214H177V216H178V218H177V220H175L174 219V217H173V211H171L170 212V214H167V209H164V211L166 212V217L164 218V215L162 216L163 218H164V220H162L161 221V218H160V221L161 222H159V221H157V220H159V218L157 217V220H156V218L155 219H152V217L151 218H147L146 219V215H148L149 217H150V211H152L150 208L151 207H153V206H151L150 207V205H152V201L151 202H149V200H148V198H150V197H152L153 196V198H156L155 196L157 195H152L151 196V194H153V193H149L150 191H147V186L145 187V185H147V183L148 184H150L151 185V188L150 189H154V187H156L160 182H161V179H163L164 180V176H162V174L163 173H161V171L162 172H164L163 170H162V168H164V165H165V168H166V165L168 166V168H171V170H173V171H170V173L171 172H173V173H175V176H176V178L177 179H179V181H183V180H185V182L186 181H189L188 182V184H190V182L192 183V186H197L196 185V183H197V181H198V179H196L197 177H194V178H191L190 177V179L191 180H189V176L187 177L186 176V174H185V169L184 168H186L185 166H187V163H185V161H184V163L181 161V157H180V154H179V152H178V150L175 148V146H176V143H177V145H178V142L176 141V140H172V139H170L171 141H172V145H173V147H171L170 145H169V141H168V143H166V148H169L170 147V150H168V152H169V154H168V152H166L167 153V155H165L167 158H166V162L164 163V164H162V166L163 167H161V169H159L158 168V170L157 171H155V170H153L152 168H151V166H152V161L150 162V160H149V158H147L144 154H142L141 156H137V151L136 150H138L137 148L139 147L140 148V146L142 147V149H146V150H151L152 152H154V150H155V148H157L158 149V145L156 144L153 148L151 147L150 149H148V148H146L147 147V145H146V142H148L149 141V139H148V137H147V134H148V132H151L152 130H154V128H155V125L153 124L154 123V121L153 120H150L149 118L152 116L151 114H150V117L149 118H144L143 116L145 115L146 116V111H144V110H146V105H145V109L143 108V103H145V101L147 100V98H145L146 96H145V94H150L148 91H160L161 92V89H162V92L164 93V90H168V91H170V90H172L173 91V84H175V83H173L172 81H174V74H173V80L172 79H170V77H168V76H164V77H166L167 79H165V80H163V78L162 79H160V81L158 82V80L159 79H156L157 77H154V75H156V73H157V70L155 69V62H159V64L161 63L162 64V62H164L165 60H164V56L166 55V53L167 54H169V56L171 55H173V50H169V48H171L170 46H166V47H163V46H160V45H171V44H177L178 46L177 47H179L180 48V50L181 51H183V52H185L186 53V51H188V50H191V42H192V40L190 41V40H188V39H186L184 36V31H182L181 30V28H178L177 30H175L173 33L171 32V33H168V32H170L169 30L167 31V33H166V31L164 30V32L165 33H163L162 32V30L160 31H155V29L154 30H151V26L152 25H150V27H149ZM166 25V24H165ZM174 24H172V26H173ZM214 25H215V23H214ZM217 25V24H216ZM215 25V26H216ZM219 25V24H218ZM139 26H140V24H139ZM144 26V27H143ZM180 26V25H179ZM182 26V25H181ZM188 26V25H187ZM197 26H198V24H197ZM207 26H205V28H207ZM220 27H222L221 25H219ZM246 26V25H245ZM252 27L251 25H250V27L251 28H254V29H256L257 30V27ZM2 27H4L3 25H2ZM22 27V26H21ZM38 27V26H37ZM73 27V26H72ZM71 27V28H72ZM155 27V26H154ZM17 28H19V26L17 27ZM28 28H29V26H28ZM45 28V27H44ZM54 28V27H53ZM146 28H148V29H150L149 31H148V29H146ZM163 28V27H162ZM165 28V27H164ZM167 28V27H166ZM165 28V29H166ZM187 28V27H186ZM189 28V27H188ZM224 28V27H223ZM3 29V28H2ZM170 29V28H169ZM185 29V28H184ZM217 29V31H212V33L210 34V37H211V39H210V42L209 43H200V45H199V40H198V51L197 52H202V54H204V53H206V54H208V53H210V54H212L214 57H215V60L217 59L218 60V62H219V65H220V69H223V71H221V72H225L226 71V73L228 74L227 76H228V78H226L227 79V81L226 82H228V80L231 82V83H229V85L228 86H230L229 87V93H228V96L224 93L223 94V96L224 97H222V100H223V102H224V104H225V106H224V109H226L227 111H230V110H232V108H233V106H236L237 104L236 103H240V105L242 106V103H244L245 104V102H247V101H249V97H248V95L250 94V97H251V95H252V93L250 92V83H251V81H252V84H253V80H252V76H251V74H249L248 73V71H247V67L245 66V60L243 59V58H246L245 56L243 57V56H241V57H239V56H237V54L235 53V52H228L229 50H232V49H229L228 50V47H226V46H224V45H220V43H219V41H220V39L222 40L223 39V37L221 38V33H219L218 32V30L220 29H218V28H216ZM242 29V28H241ZM122 30V29H121ZM124 30H125V28H124ZM133 30V29H132ZM135 30V29H134ZM207 30H208V28H207ZM212 30V28L210 27V31ZM222 30H224V29H222ZM222 30H220L221 32H222ZM256 30H255V32H256ZM2 31V30H1ZM7 31V30H6ZM29 31V30H28ZM33 31H34V28H33ZM120 31V30H119ZM187 31H190V30H187ZM198 31V30H197ZM209 31V32H210ZM243 31V30H242ZM20 32V31H19ZM61 32V31H60ZM73 32V31H72ZM78 32H80V31H78ZM97 32V31H96ZM122 32V31H121ZM131 32V31H130ZM186 32V31H185ZM245 32V31H244ZM244 32H242V33H244ZM262 32V31H261ZM5 33V32H4ZM11 33V32H10ZM21 33V32H20ZM26 33V32H25ZM55 33V32H54ZM57 33V32H56ZM81 33V32H80ZM250 33V32H249ZM260 33V32H259ZM7 34H9V32L7 33ZM16 34V35H15ZM15 34H11V37H10V40H11V44L12 43H15V42H19L20 41V44H21V41H23L22 39V37H19L20 36V34H18V36H17V33H16V31H15ZM23 34V33H22ZM38 34V33H37ZM36 34V35H37ZM40 34V33H39ZM75 34V33H74ZM77 34V33H76ZM96 34V33H95ZM108 34V33H107ZM122 34H123V36H122ZM122 34L120 33L119 34V32L117 31V36L116 35H114V33L112 34L113 35V37L114 36H116L115 37V40H110L112 43V47H111V49H113V47H114V45H113V43L116 45L115 47H121V46H123V44H125L126 42L124 41V38L126 37V36H124L125 35V31H123L122 32ZM189 34L191 35V33L189 32ZM196 34V33H195ZM65 35V34H64ZM155 35H156V38H154L155 37ZM184 35V36H183ZM197 35V34H196ZM202 35V34H201ZM201 35H199L200 37H201ZM227 35V34H226ZM251 35V34H250ZM25 36V35H24ZM38 36V35H37ZM37 36H36V38H37ZM43 36V35H42ZM58 36V35H57ZM56 36V37H57ZM60 36H61V34H60ZM66 36H67V34H66ZM72 36V35H71ZM224 36V40H225V35H223ZM244 36V35H243ZM5 37V36H4ZM31 37H34L35 38V35L33 36V34H32V36ZM41 37V36H40ZM45 37V36H44ZM59 37V36H58ZM74 37H76V35L75 36H73V38ZM80 37V36H79ZM78 37V38H79ZM102 37H103V35H102ZM124 37V38H123ZM138 37V36H137ZM191 37V36H190ZM203 37H205V35H203ZM246 37H247V35H246ZM8 38V37H7ZM20 38H22L21 40H19V41H17V39H20ZM25 38V37H24ZM34 38H33V40H34ZM46 38V37H45ZM73 38H71V40L73 39ZM78 38H76V39H78ZM81 38V37H80ZM100 38V37H99ZM111 37H109V39H110ZM136 38V37H135ZM189 38V37H188ZM195 38H197V37H194V40H196ZM231 38V39H232ZM244 38H245V36H244ZM254 38V37H253ZM258 38V37H257ZM256 38V39H257ZM37 39H39V38H37ZM63 39V38H62ZM75 39V38H74ZM128 39V38H127ZM138 40H139V38H137ZM193 39V38H192ZM228 40H229V38H227ZM246 39V38H245ZM2 40V39H1ZM30 40V39H29ZM33 40H31V41H33ZM43 40V39H42ZM126 40V39H125ZM204 40V39H203ZM227 40V41H228ZM249 40V39H248ZM252 40V39H251ZM250 40V41H251ZM259 40V39H258ZM260 40H261V38H260ZM264 40V39H263ZM8 41H9V39H8ZM26 41H28V38L26 37ZM25 41V42H26ZM39 41V40H38ZM40 41H41V39H40ZM51 41V40H50ZM56 41V40H55ZM63 41V40H62ZM65 41V40H64ZM67 41V40H66ZM205 41V40H204ZM207 41V40H206ZM226 41V40H225ZM227 41H226V43H227ZM35 42H37V41H34V48H36V46H35ZM43 42H45V41H43ZM59 42H60V40H59ZM68 42V41H67ZM71 43H72V41H70ZM76 42H77V40H76ZM96 42V41H95ZM94 42V43H95ZM134 42V41H133ZM264 42V41H263ZM6 43V42H5ZM4 43V44H5ZM24 43V42H23ZM22 43V48H25V47H29V46H27L26 44L28 43V45H29V42H27V43H25V46H23L24 44ZM32 44L31 45H33V42H31ZM41 43V42H40ZM62 43V42H61ZM77 43H79V42H77ZM77 43H76V46H77ZM103 43V42H102ZM105 43V42H104ZM128 43V42H127ZM126 43V44H127ZM193 43V42H192ZM225 43V44H226ZM228 43H229V41H228ZM7 44V43H6ZM36 44H38V43H36ZM55 44V43H54ZM62 44H66V42L65 43H62ZM70 44V43H69ZM107 44V43H106ZM130 44V43H129ZM129 44H127V46H128V48H129ZM132 44V43H131ZM195 44V43H194ZM193 44V45H194ZM30 45V48L32 47ZM55 45H57V44H55ZM71 45V44H70ZM82 45V44H81ZM95 45V44H94ZM192 45V46H193ZM227 45V44H226ZM229 45L231 46V43H229ZM228 45V46H229ZM234 45V43L232 44V46ZM243 45V46H242ZM12 46H14V44H12L11 45V47ZM20 46V45H19ZM74 46V45H73ZM101 46V45H100ZM125 46V45H124ZM127 46H126V48H127ZM194 46H196L197 47V45H194ZM239 46H238V48H239ZM16 47V46H15ZM51 47V46H50ZM71 47V46H70ZM106 47V46H105ZM195 47V48H196ZM251 47H252V45H251ZM256 47H258V45L256 44ZM7 48H8V46H7ZM7 48H6V50H7ZM13 48V47H12ZM41 48H43V47H41ZM72 48V47H71ZM95 48V47H94ZM98 48H99V46H98ZM127 48V49H128ZM172 48H174V46L172 47ZM176 48V47H175ZM174 48V49H175ZM178 48V49H179ZM190 48V49H189ZM246 48H248V47H246L245 46V49ZM14 50L13 51H15V49L17 50V47L16 48H13ZM50 49V48H49ZM54 49V48H53ZM60 49V48H59ZM74 49V48H73ZM102 50H103V48H101ZM100 48H99V51L101 50ZM126 49V50H127ZM165 49H168V52H166L165 53V51H163V50H165ZM177 49V48H176ZM234 49V48H233ZM236 49V48H235ZM235 49H234V51H235ZM240 49V48H239ZM250 49H253V48H250ZM19 50V49H18ZM32 50H33V48H32ZM32 50H30L31 52H32ZM43 50V49H42ZM51 50V49H50ZM64 50H65V48H64ZM67 50V49H66ZM65 50V51H66ZM118 50H119V48H118ZM124 50H125V48H124ZM247 50V49H246ZM256 50V49H255ZM12 51V50H11ZM10 51V52H11ZM25 51V50H24ZM34 51H35V49H34ZM63 51V50H62ZM61 51V52H62ZM71 51H72V49H71ZM71 51H69V52H71ZM106 51V50H105ZM115 51V50H114ZM193 51H195V50H193ZM192 50H191V52H193ZM236 51H237V49H236ZM243 50H239V52H242ZM19 52H20V50H19ZM50 52V51H49ZM67 52V51H66ZM103 51H101L100 53H102ZM117 52V51H116ZM121 52V51H120ZM122 52H124L123 51V49H122ZM121 52V53H122ZM129 52V51H128ZM127 52V53H128ZM180 51H178L177 50V53H179ZM252 52V51H251ZM257 53L255 54V55H259L260 57H262V58H264V44L262 45V46H260V44H259V47L257 48V51H256ZM8 53V52H7ZM13 53H15V52H13ZM34 52H32V54H33ZM52 53V52H51ZM73 53V52H72ZM92 53V52H91ZM106 53V52H105ZM104 53V54H105ZM107 53H111V51H110V47H109V52H107ZM131 53V52H130ZM226 53H229V54H231V56L230 57H232V55H233V57H232V61L231 62H227L226 60H225V54ZM18 54V53H17ZM29 54V53H28ZM27 54V55H28ZM65 54H67V53H65ZM65 54H64V56H65ZM103 54V53H102ZM102 54H100V55H102ZM118 53H116V55H117ZM126 53H124V55H125ZM188 54V53H187ZM189 54H190V51H189ZM244 54H246V51H245V53ZM247 54H248V52H247ZM78 55V54H77ZM109 55H111V54H109ZM115 55V54H114ZM119 55V54H118ZM178 55V54H177ZM192 56H194V57H197V56H200L199 54L197 55V53H196V55H193V54H191ZM205 55V54H204ZM242 55H243V53H242ZM248 55H250V53L248 54ZM252 55V54H251ZM6 56V55H5ZM13 56H14V54H13ZM16 56V55H15ZM36 56V55H35ZM62 56V55H61ZM80 56V55H79ZM97 56V55H96ZM103 56V55H102ZM105 56H107V54H105ZM120 56V55H119ZM175 56V55H174ZM185 56H186V54H185ZM227 56V55H226ZM18 57V56H17ZM22 57H23V55H22ZM29 57V56H28ZM28 57H27V59H28ZM48 57V56H47ZM66 57V56H65ZM72 57V56H71ZM113 57V56H112ZM115 57V56H114ZM125 57H127V55H125ZM188 57V56H187ZM206 57H208V56H206ZM248 57V56H247ZM8 58V57H7ZM30 58V57H29ZM34 58V57H33ZM63 58V57H62ZM67 58V57H66ZM120 58H121V56H120ZM174 58V57H173ZM199 58V57H198ZM209 58V57H208ZM252 58V57H251ZM255 58V57H254ZM6 59V58H5ZM4 59V60H5ZM9 59V58H8ZM19 59V58H18ZM36 59V58H35ZM53 59V58H52ZM69 59V58H68ZM76 59V58H75ZM94 59V58H93ZM184 59V58H183ZM182 59V60H183ZM194 59V58H193ZM203 59V58H202ZM201 59V61H203ZM213 59V58H212ZM247 59V58H246ZM10 60V59H9ZM30 60V59H29ZM33 60V59H32ZM95 60V59H94ZM105 60V59H104ZM111 60V59H110ZM113 60V59H112ZM116 60V59H115ZM126 60H127V58H126ZM136 60V59H135ZM164 60V61H163ZM170 60V59H169ZM173 60V59H172ZM176 60V59H175ZM185 60V59H184ZM196 60H198L197 58L195 59V61ZM253 60V59H252ZM6 61V60H5ZM48 61V60H47ZM63 61V60H62ZM65 61V60H64ZM93 61V60H92ZM99 62H100V59L98 60ZM174 61V60H173ZM205 61V60H204ZM248 61V60H247ZM16 62H17V60H16ZM31 62V61H30ZM43 62V61H42ZM78 62V61H77ZM88 62H89V59H88ZM115 62H117V61H115ZM130 62V61H129ZM168 62H170V61H165L164 63H168ZM172 62V61H171ZM170 62V63H171ZM200 64H201V62L200 61H198ZM254 62V61H253ZM1 63H2V61H1ZM4 63V62H3ZM32 63H35L34 61L32 62ZM30 64V65H33V66H30V67H32V79H30L31 77H29V79H30V81H27V82H30V85H31V87H32V85L34 86V88L35 89H37L38 87L40 88V87H42V89H43V87H45L46 88V82H45V78L47 77H45V78H43V76L41 75L42 73H41V71H40V69H39V67L37 66V64L36 65H34V64ZM61 63V62H60ZM135 63V62H134ZM188 63V62H187ZM194 63V62H193ZM197 63V62H196ZM198 63V65H200ZM207 63V62H206ZM210 63H211V61H210ZM216 63H217V61H216ZM257 63V62H256ZM263 63V62H262ZM7 65H8V63H6ZM27 64V63H26ZM40 64V63H39ZM65 64V63H64ZM79 64V63H78ZM120 64H122L121 62H120ZM205 64V63H204ZM16 65V64H15ZM19 65V64H18ZM42 65H43V63H42ZM48 65L49 64H47V67H48ZM67 65H69L68 63H67ZM80 65V64H79ZM78 65V66H79ZM119 65V64H118ZM126 65V64H125ZM163 66H161V67H164V65H168V64H162ZM188 65H189V63H188ZM195 65V64H194ZM198 65H197V72H198ZM263 65H264V63H263ZM10 66V65H9ZM49 66H51V65H49ZM81 66V65H80ZM130 66V65H129ZM169 67H171V68H173V70L176 72V74H177V72L178 73H180V75L181 76H184V75H187V76H189L188 75V73L190 74V77H191V79H192V76H191V73L189 72V70H188V68H187V66H185L183 63H182V61L181 60H176V64L174 63V67L173 66H171V64H169L168 65ZM202 66H203V64H202ZM5 67V66H4ZM8 67V66H7ZM15 67H17V66H15ZM44 67H46V66H44ZM52 67V66H51ZM65 67H66V65H65ZM64 67V68H65ZM110 67V66H109ZM112 67V66H111ZM121 67H123V65H121ZM158 67V66H157ZM156 67V68H157ZM160 67V68H161ZM195 67V66H194ZM207 67V66H206ZM255 67V66H254ZM261 67V66H260ZM20 68V67H19ZM42 68V67H41ZM67 68V67H66ZM80 68V67H79ZM106 68V67H105ZM114 68V67H113ZM118 68V67H117ZM131 68H132V66H131ZM159 68V69H160ZM165 68V67H164ZM168 68V67H167ZM171 68H168V69H170V71L173 73L174 71H172L171 70ZM250 68V67H249ZM262 68H263V66H262ZM6 69H8V68H6ZM46 69V68H45ZM68 69V68H67ZM71 69V68H70ZM69 69V70H70ZM103 69V68H102ZM122 69V68H121ZM163 69V68H162ZM195 69V68H194ZM202 69H203V67H202ZM2 70V69H1ZM43 70H44V68H43ZM90 70V69H89ZM115 70V69H114ZM126 70H127V68H126ZM132 70V69H131ZM161 70V69H160ZM165 70H166V68H165ZM191 70V69H190ZM204 70H205V68H204ZM208 70H209V68H208ZM5 71V70H4ZM7 71V70H6ZM16 71V70H15ZM19 71H20V69H19ZM82 71V70H81ZM97 71V70H96ZM112 71V70H111ZM217 71V70H216ZM216 71H214V74H215V72ZM80 72V71H79ZM99 72H100V69H99ZM102 72V71H101ZM121 72V70L119 69V73ZM126 72V71H125ZM124 72V74H126ZM162 72V71H161ZM166 72V71H165ZM192 73H194V72H196V70L193 72V70L191 71ZM205 72V71H204ZM8 73H10V71L8 72ZM13 73V72H12ZM67 73V72H66ZM71 73V72H70ZM89 73V72H88ZM95 73V72H94ZM123 73V72H122ZM167 73H168V70H167ZM200 73V72H199ZM213 73V72H212ZM17 74V73H16ZM15 74V75H16ZM19 74V73H18ZM31 74V73H30ZM56 74V73H55ZM73 74V73H72ZM82 74V73H81ZM131 74V73H130ZM162 74H164V73H162ZM170 74V73H169ZM201 74V77L199 78V80L201 81V82H203L204 81V83L205 82H207L208 81V79H207V72H205L204 74H202V72L200 73ZM217 74V73H216ZM8 76H9V74H7ZM24 75V74H23ZM43 75H45V72H44V74ZM60 75V74H59ZM101 75V74H100ZM105 75V73L104 72H102V76H104ZM129 75V74H128ZM157 75H158V73H157ZM171 76H172V74H170ZM260 75V74H259ZM70 76V75H69ZM106 76V75H105ZM113 76V75H112ZM147 76H149L148 77V81H149V84L147 83ZM161 76H163V75H161ZM176 76V75H175ZM178 76V75H177ZM176 76V77H177ZM196 76V75H195ZM211 76H212V74H211ZM217 76H218V74H217ZM74 77V76H73ZM97 77V76H96ZM160 77V76H159ZM179 77V76H178ZM197 77H198V75H197ZM209 78H211L210 76H208ZM219 77V76H218ZM258 77V76H257ZM2 78H4L3 76H1V74H0V87H2L4 84H6L7 82H8V79H7V82L5 83V80H6V77L3 79V81H2ZM8 78H10V77H8ZM15 78H17V76L15 77ZM23 78V77H22ZM26 78V77H25ZM82 78V77H81ZM104 78V77H103ZM106 78V77H105ZM104 78V79H105ZM169 78V79H168ZM172 78V77H171ZM180 78H182V77H180ZM184 78H186V77H184ZM193 78L195 79V77L193 76ZM212 78H214V75L212 76ZM217 78V77H216ZM220 78V77H219ZM12 79V78H11ZM19 79V78H18ZM17 79V80H18ZM48 79V78H47ZM62 79V78H61ZM99 79H101V78H99ZM116 79V78H115ZM128 79H129V77H128ZM177 79H179V78H177ZM188 79H190V78H188ZM188 79H186L187 81H188ZM196 79H198V78H196ZM205 79H207L206 81H205ZM27 80H28V78H27ZM70 80V79H69ZM83 80V79H82ZM94 80V79H93ZM107 80V79H106ZM120 80V81H119ZM172 80V81H171ZM199 80H198V83H199ZM222 80V79H221ZM12 81V80H11ZM15 81V80H14ZM20 81H21V79H20ZM26 81V80H25ZM75 81V80H74ZM101 81L103 82L104 80H102L101 79ZM119 81V82H118ZM185 81V80H184ZM210 81V80H209ZM212 81V80H211ZM220 81V80H219ZM219 81L216 79L215 81L213 80V82H211V83H207V84H204L205 86L207 85V86H211V87H209V88H211V91L214 89V90H216L217 88H219ZM225 81H223V83L225 82ZM17 82V81H16ZM22 82H24V78H23V81ZM26 82V83H27ZM118 82V83H117ZM221 82V81H220ZM257 82V81H256ZM4 83V84H3ZM18 83H20V82H18ZM26 83H24V84H26ZM70 83V82H69ZM76 83V82H75ZM74 83V84H75ZM90 83V82H89ZM100 83V82H99ZM104 83V82H103ZM109 83V82H108ZM107 83V84H108ZM114 83V82H113ZM191 83V82H190ZM261 83V82H260ZM8 84V83H7ZM6 84V85H7ZM16 84V83H15ZM22 85H24L23 83H21ZM49 84V83H48ZM71 84V83H70ZM82 84V83H81ZM128 84V85H127ZM148 84V87H145L146 85ZM186 84V83H185ZM202 84V85H203ZM231 84V85H230ZM258 84V83H257ZM9 85V84H8ZM7 85V86H8ZM11 85V84H10ZM21 85V87H23ZM27 85H29L28 83L25 85V87H23V90L21 89H19L20 90V92L22 93V95L20 94L19 95V93H18V95L17 96H19L18 98L16 97L15 99H14V95H13V91H14V89L12 88V87H8L7 89H6V93L4 94V90H3V95H2V97H0V98H2L0 101L3 103V104H5V103H7V104H12L11 106H13L14 108H16L18 111H21V112H25V114H23V115H26L27 114V116L28 115H30V116H32V118L33 117H37L40 113H42V111H43V106L34 98L35 97V94L32 92V95H31V92H29L26 88H30L29 86L28 87H26ZM82 85H84V83L82 84ZM161 85V86H160ZM180 85H182V84H180ZM187 85V84H186ZM221 85V84H220ZM256 85V84H255ZM259 85V84H258ZM257 85V86H258ZM6 86V87H7ZM50 86V85H49ZM54 86V85H53ZM109 86H110V84H109ZM126 86H128V89H127V87ZM178 86V85H177ZM196 86H198V85H196ZM48 87V86H47ZM57 86H55V88H56ZM101 87V86H100ZM105 87V86H104ZM104 87H102V89H104ZM112 87V86H111ZM125 87H126V89H125ZM151 87V88H150ZM175 87H176V85H175ZM180 87V86H179ZM178 87V88H179ZM195 87V86H194ZM221 87V86H220ZM253 87H254V85H253ZM252 87V90H254V88ZM259 87V86H258ZM260 87H261V84H260ZM4 88V87H3ZM2 88V89H3ZM17 88V87H16ZM33 88V87H32ZM32 88H30V89H32ZM72 88V87H71ZM91 88H92V86H91ZM94 88V87H93ZM97 88V87H96ZM95 88V89H96ZM149 90H148V89ZM188 88H190V87H188ZM197 88V87H196ZM195 88V89H196ZM202 88V90H203V86L202 87H200V89ZM208 88V90H210ZM1 89V88H0ZM50 89V88H49ZM51 89H53V88H51ZM64 89V88H63ZM86 89V88H85ZM160 89V90H159ZM200 89H198L199 91H200ZM18 90V89H17ZM18 90V91H19ZM44 90V89H43ZM48 90V89H47ZM54 90V89H53ZM57 90V89H56ZM62 90V89H61ZM65 90V89H64ZM99 90H101V89H99ZM105 90V89H104ZM104 90H103V93H104ZM146 90V91H145ZM191 90H194V89H191L190 88V91ZM197 90V89H196ZM198 90L197 91H195L196 93L198 92ZM206 90V89H205ZM222 90V89H221ZM255 90H256V88H255ZM255 90H254V92H255ZM260 90V89H259ZM40 91H41V89H40ZM52 91V90H51ZM174 91H175V89H174ZM56 92H57V94H58V90L57 91H55V94H56ZM88 92V91H87ZM101 92H102V90H101ZM148 92V93H147ZM156 92V93H157ZM176 92V91H175ZM178 92V91H177ZM209 92V91H208ZM207 92V93H208ZM215 92V91H214ZM220 92V90H218V92H215V93H219ZM257 92V91H256ZM45 93V92H44ZM54 93V92H53ZM61 93H63V92H61ZM205 93V92H204ZM204 93H201L200 92V95L202 94V96L204 95ZM214 93V95L216 96V94ZM221 93L222 92H220V96H221ZM39 94V93H38ZM48 93H46V95H47ZM55 94H52V92H51V95H52V98L54 99V96L56 97V98H58L59 99V96L57 97ZM60 94V93H59ZM66 94V93H65ZM77 94H78V91H77ZM96 95H97V93H95ZM106 94V93H105ZM104 94V95H105ZM152 94V93H151ZM155 94V93H154ZM176 94V96H177V93H175ZM179 94H181V93H179ZM209 95H211V94H213V93H208ZM207 94V95H208ZM255 95H256V93H254ZM254 94H253V96H254ZM264 94V93H263ZM116 97L117 96V98L115 99V98H113L114 96ZM153 95V94H152ZM181 95H183V94H181ZM186 95H187V93H186ZM196 95V94H195ZM225 95H226V97H228V98H226L225 97ZM1 96V95H0ZM13 98H12V97ZM21 96V97H20ZM143 96H145V97H143ZM150 96V95H149ZM156 96V95H155ZM163 96V95H162ZM175 96V95H174ZM173 96V97H174ZM218 96V95H217ZM216 96V97H217ZM258 96H259V94H258ZM50 97V96H49ZM65 97V96H64ZM66 97H67V94H66ZM76 97V96H75ZM106 97V96H105ZM104 97V98H105ZM170 97V96H169ZM188 97V96H187ZM255 97V96H254ZM263 97V96H262ZM68 98V97H67ZM72 98H73V96H72ZM84 98V97H83ZM98 98H100L99 96H98ZM103 98V97H102ZM154 98V96L152 97V99ZM175 98V97H174ZM181 98V97H180ZM183 98V97H182ZM182 98H181V101H182ZM214 97L212 96V99H213ZM14 99V100H13ZM44 99V98H43ZM69 99V98H68ZM76 99V98H75ZM78 99V98H77ZM94 99V98H93ZM151 99V98H150ZM149 99V100H150ZM158 99H159V97L157 98V100H156V102L158 101ZM165 99V98H164ZM166 99H167V96H166ZM172 99V98H171ZM205 99V100H204ZM206 99H209V98H205V96H204V98L202 99V101L204 100V102L206 101ZM211 99V98H210ZM259 99H260V97H259ZM264 99V98H263ZM262 99V100H263ZM72 100V99H71ZM79 100H80V97H79ZM153 100H155V98L153 99ZM163 100V99H162ZM176 100H179V99H176ZM191 100V99H190ZM194 100V99H193ZM262 100H261V103H262ZM75 101V100H74ZM96 101V100H95ZM160 101V100H159ZM167 100H165V102H166ZM169 101V100H168ZM167 101V103H169ZM196 101H199V100H196ZM200 101H201V98H200ZM208 102H209V100H207ZM216 101V100H215ZM218 101V100H217ZM0 102V103H1ZM50 102H51V100H50ZM67 102H68V100H67ZM103 102V101H102ZM108 102H109V104L111 105V102L108 100ZM184 102V101H183ZM186 102V101H185ZM191 102H193V101H191ZM191 102H190V104H191ZM258 103H257V109L259 108V112L261 111V112H263V106L259 103V100L257 101ZM1 103V104H2ZM62 103V102H61ZM73 103H77V101L76 102H73ZM79 103V102H78ZM82 103V102H81ZM88 103V102H87ZM207 103V102H206ZM252 103V102H251ZM250 103V104H251ZM0 104V105H1ZM59 104V103H58ZM83 104V103H82ZM93 104V103H92ZM95 104H96V102H95ZM152 104V103H151ZM160 104V103H159ZM186 104H189V101H188V103H186ZM189 104V105H190ZM215 104L216 103H214V106H215ZM233 104H236V105H233ZM247 104H249L248 102H247ZM250 104L249 105H247L248 107L250 106ZM254 104H255V102H254ZM263 104V103H262ZM46 105V103L44 104V106ZM104 105V104H103ZM113 105V104H112ZM154 105V104H153ZM163 105H164V103H163ZM188 105V106H189ZM196 105H197V103H196ZM199 105L202 107V105H201V103L199 102ZM204 105V104H203ZM206 105H208V103L206 104ZM217 105V104H216ZM252 105V104H251ZM2 106V105H1ZM8 106V105H7ZM6 106V107H7ZM41 106H42V108H41ZM92 106V105H91ZM115 106V105H114ZM156 106V105H155ZM187 106V105H186ZM191 106H192V104H191ZM191 106H189L188 107V109L189 108H192ZM210 106V105H209ZM209 106H208V108H209ZM211 106H212V104H211ZM222 106V105H221ZM3 107V106H2ZM62 107V106H61ZM84 107H86V106H84ZM161 107V106H160ZM206 107V106H205ZM217 107H218V105H217ZM245 107V106H244ZM252 107H253V105H252ZM251 107V108H252ZM49 108V107H48ZM63 108V107H62ZM87 108V107H86ZM162 108H163V106H162ZM162 108H160L161 110H159L158 108L156 109V107H150V111L153 113V117L152 118H154V112L156 113V119H157V116H159L160 118H161V121L163 120V122L165 123V125L167 124V125H169V124H172L173 125V127L176 125V120H177V117H178V119H179V117H183L184 115L182 114V112L178 109V108H176V106L175 105H171V106H166V107H164L163 109ZM181 108H182V105H181ZM187 108V107H186ZM199 108V107H198ZM202 108H204V107H202ZM213 108V107H212ZM236 108V107H235ZM238 108V107H237ZM241 108V107H240ZM250 108V109H251ZM3 109V108H2ZM42 109V110H41ZM64 109H66V108H64ZM68 109V108H67ZM221 109H222V107H221ZM248 109V108H247ZM256 109V110H257ZM4 110V109H3ZM16 110V111H17ZM75 110H77V107H76V109H74V111ZM83 110H84V108H83ZM164 110V111H163ZM190 110H192V109H190ZM201 110V109H200ZM205 110H206V108H205ZM219 110V109H218ZM236 110H239V109H236ZM68 111V110H67ZM71 111H72V109H71ZM70 111V112H71ZM147 111L149 112V110L147 109ZM166 111V112H165ZM180 111V112H179ZM207 111V110H206ZM217 111V110H216ZM235 111V110H234ZM240 111H241V109H240ZM45 112H47V111H45ZM52 112V111H51ZM69 112V113H70ZM73 112V111H72ZM91 112V111H90ZM150 112V113H151ZM205 112V111H204ZM210 112V111H209ZM208 112V113H209ZM218 112H220V110L218 111ZM238 112V111H237ZM241 112H243V111H241ZM252 112V111H251ZM56 113V112H55ZM54 113V114H55ZM65 113H66V111L65 112H61V109H60V111L57 113L58 114V116L56 117H53V118H55L54 120H52V122L54 123L53 125H55V126H57L59 123H60V121L59 120H63L64 118H66L65 117ZM92 113V112H91ZM190 113V112H189ZM189 113H188V115L187 116H189ZM202 113V112H201ZM221 113H222V111H221ZM229 113H231V111L229 112ZM195 114H197V112L195 113ZM203 114V113H202ZM210 114V113H209ZM215 114V113H214ZM227 114V112L224 114V115H226ZM238 114V113H237ZM256 114H257V112H256ZM72 115V114H71ZM91 115V114H90ZM192 115H193V112H192ZM191 115V116H192ZM199 115V111H198V114H197V116ZM230 115V114H229ZM228 115V116H229ZM234 115H235V113H234ZM261 115V114H260ZM259 115V116H260ZM27 116H25V117H27ZM28 117L29 119L31 118V117ZM40 116V115H39ZM67 116V115H66ZM148 116H149V113H148ZM147 116V117H148ZM195 115H193V117H194ZM241 116V115H240ZM240 116H239V119H240ZM256 116V115H255ZM262 116V115H261ZM51 117V116H50ZM69 117H70V115H69ZM73 117V116H72ZM81 117H82V115H81ZM190 117V116H189ZM189 117H188V119H189ZM193 117H191L192 118V125H193V127H194V129L196 130L195 131V134H196V132L198 133V134H201V137H203L202 136V134H205L206 136H207V138H209V139H211V137L212 136H214L215 135V131H214V129H215V127L214 126H212L213 124H211V121L210 122H207V123H205V125H201L199 122V124L195 121V120H193ZM201 117V116H200ZM221 117H222V115H221ZM242 117V116H241ZM244 117V116H243ZM242 117V118H243ZM246 117V116H245ZM249 117H250V115H249ZM257 117V116H256ZM38 118V117H37ZM52 118V119H53ZM75 118V117H74ZM83 118V117H82ZM81 118V119H82ZM93 118V117H92ZM195 118V117H194ZM197 118V120H198V117H196ZM238 118V117H237ZM254 118V117H253ZM76 119H77V116H76ZM79 119V118H78ZM90 119V118H89ZM203 119V118H202ZM207 119H208V117H207ZM227 119L228 120H230L229 119V117H227ZM249 119V118H248ZM46 120V119H45ZM48 120V122H49V118L47 119ZM152 121V122H150V121ZM158 120H159V118H158ZM184 120V119H183ZM183 120H182V122H183ZM187 120V119H186ZM219 120V119H218ZM225 120V119H224ZM232 120V119H231ZM236 120V119H235ZM246 120V119H245ZM250 120V119H249ZM255 120V119H254ZM34 121V120H33ZM38 121V120H37ZM40 121V120H39ZM38 121V122H39ZM41 121H42V119H41ZM40 121V122H41ZM70 121V120H69ZM75 121V120H74ZM77 121V120H76ZM86 121H88V119L86 120ZM93 121V120H92ZM185 121V120H184ZM222 121V120H221ZM236 121H238V120H236ZM235 121V122H236ZM259 121H260V119H259ZM35 122V121H34ZM43 122H44V120H43ZM43 122H42V124H43ZM51 122V123H52ZM242 122L243 121H241V124H242ZM251 122V121H250ZM264 121H262V123H263ZM63 123V122H62ZM61 123V124H62ZM68 123V122H67ZM77 123H78V121H77ZM89 123V122H88ZM185 123H187V122H185ZM189 123H190V121H189ZM219 123H220V121H219ZM222 123V122H221ZM255 123V122H254ZM260 123V122H259ZM262 123H260L262 126H263V128H264V125L262 124ZM36 124V123H35ZM49 124V123H48ZM66 124V123H65ZM64 124V125H65ZM83 124V123H82ZM159 124H160V121H159ZM159 124H158V126H159ZM191 124V123H190ZM223 124V123H222ZM229 124V123H228ZM228 124L226 125V127H227V129L229 128L228 127ZM232 124V123H231ZM238 124V123H237ZM236 124V125H237ZM240 124V125H241ZM252 124V123H251ZM37 125V124H36ZM50 125V124H49ZM73 125V124H72ZM164 125V124H163ZM162 125V126H163ZM166 125V126H167ZM184 125V124H183ZM189 125V124H188ZM219 125H221V124H219ZM43 126H45V125H43ZM85 126H88V125H85ZM111 126H116V133L115 134H113V135H115V136H110V138H109V131H107V133H108V138H107V136H106V141H104V139H103V137L107 134H105L104 136H103V134H101V133H104L105 132V130H106V128H110ZM180 126H182V124L180 125ZM222 126V125H221ZM252 127L254 126V125H251ZM250 126V127H251ZM40 127H41V125H40ZM58 127V126H57ZM92 127V126H91ZM169 127V126H168ZM167 127V128H168ZM172 127V128H173ZM177 127H179V122H178V125H176V130L178 131L179 129H180V127H179V129H177ZM190 127V126H189ZM219 127V126H218ZM225 127V126H224ZM223 127V128H224ZM233 127V126H232ZM237 127V126H236ZM244 127H245V125H244ZM59 129H60V133H59V135L60 136H58L57 135V140H58V144H59V146H56V147H59V149H61V151H60V153H62V154H58V153H56V155H59V156H63V157H66L68 154H71V153H69L70 151H73V154H74V151H75V149H76V151H79V155H80V158L79 159H82L83 160V158H85V157H82V155H81V153L80 152H82V151H80L79 149H78V147H77V144L76 143H78V141H74V139H72L71 138V136H70V132H69V130L70 129H63L62 127H58ZM75 128V127H74ZM84 128V127H83ZM115 128V127H114ZM160 127H158V129H159ZM166 128V129H167ZM186 128V127H185ZM241 128V127H240ZM258 128V127H257ZM256 128V129H257ZM260 128L264 131V129L260 126ZM78 129V128H77ZM175 129V128H174ZM237 129V128H236ZM261 129H259V131L261 132ZM46 130V129H45ZM45 130H43V131H45ZM72 130H73V128H72ZM108 130H110V129H108ZM165 130V129H164ZM169 130H171V129H169ZM191 130V129H190ZM230 130V129H229ZM235 130V129H234ZM244 130H245V132H246V128H244ZM58 131H57V134H58ZM158 131V130H157ZM171 131H173V130H171ZM177 131H176V133H177ZM182 131V130H181ZM237 131V130H236ZM242 131V130H241ZM250 131V130H249ZM253 131V130H252ZM256 131V130H255ZM263 131L261 132V133H263ZM47 132H49V131H47ZM76 132V131H75ZM80 133H81V131H79ZM174 132L175 131H173L171 134H174ZM187 132V131H186ZM43 133H45V132H43ZM43 133L41 132V134H42V138H41V140L44 138L43 137ZM54 133H56V132H54ZM79 133V134H80ZM98 133V134H97ZM162 133V132H161ZM167 133V132H166ZM182 133V132H181ZM188 133V132H187ZM187 133H185L187 136H188V134ZM219 133V132H218ZM218 133H216V135L218 134ZM231 133H234V132H231ZM247 133V132H246ZM258 133V132H257ZM46 134V133H45ZM49 134V133H48ZM82 134V133H81ZM151 134V133H150ZM163 134V133H162ZM170 134V133H169ZM170 134V135H171ZM178 134V133H177ZM177 134L175 135L174 134V137H176L177 136ZM190 134H191V132H190ZM227 134V133H226ZM238 134V133H237ZM264 134V133H263ZM47 135V134H46ZM91 135L93 136V133H91ZM94 135V136H95ZM157 135V134H156ZM167 135V134H166ZM169 135V136H170ZM181 135H184V133L183 134H181ZM192 135H194V133L192 134ZM219 135V134H218ZM229 135V134H228ZM252 136H253V133L251 134ZM100 136V137H101ZM149 136V135H148ZM160 136H161V134H160ZM164 136H165V134H164ZM185 136V135H184ZM184 136H183V139H184ZM221 136H222V134H221ZM223 136H224V134H223ZM233 136V135H232ZM259 136V135H258ZM260 136H261V134H260ZM88 137V136H87ZM89 137H90V135H89ZM151 137V136H150ZM158 137H159V135H158ZM162 137V136H161ZM173 136L171 135V138H172ZM173 137V138H174ZM234 137H237V135L236 136H234ZM255 137V136H254ZM253 137V138H254ZM257 137V136H256ZM3 138V137H2ZM32 138V137H31ZM47 138H48V136H47ZM50 138H51V136H50ZM82 138V137H81ZM96 138H97V136H96ZM156 138H157V136H156ZM169 138V137H168ZM215 138V137H214ZM213 138V139H214ZM221 138V137H220ZM229 138V137H228ZM232 138V137H231ZM239 138V137H238ZM242 138V137H241ZM260 138V137H259ZM45 139V138H44ZM76 139H78L77 137H76ZM85 139H86V137H85ZM85 139H84V141H85ZM90 139H91V137H90ZM154 139V138H153ZM162 139H163V137H162ZM165 139V138H164ZM167 139V138H166ZM166 139H165V141H166ZM178 139H179V137H178ZM193 140H194V138H192ZM198 139V138H197ZM212 139V140H213ZM251 139H252V137H251ZM264 139V138H263ZM49 140V139H48ZM82 140V139H81ZM87 140H89V138L87 139ZM93 140V139H92ZM95 140V139H94ZM146 140V141H145ZM148 140V141H147ZM160 140V139H159ZM200 139H198V141H199ZM220 140V139H219ZM239 140V139H238ZM242 140V139H241ZM250 140V139H249ZM254 140H256V139H254ZM179 141V140H178ZM183 141V140H182ZM197 141V142H198ZM215 141V140H214ZM222 141H223V139H222ZM228 141H229V139H228ZM236 141V140H235ZM245 141V140H244ZM243 141V142H244ZM250 141H252V140H250ZM260 141V140H259ZM4 142V141H3ZM22 142V141H21ZM33 142V141H32ZM36 142V143H35ZM76 142V143H75ZM86 142V141H85ZM187 142V141H186ZM193 142L194 141H192V142H190V141H188V143H185L184 145H186V148H187V146H188V148H190L189 146H191L192 147V145H193ZM226 142V141H225ZM28 143H29V141H28ZM35 143V144H34ZM34 143L32 144V146H30V147H32L31 149H32V151L31 152H33V151H35V145L37 144L38 146H40V144H38L37 143V141H34ZM47 143H49L48 141H47ZM56 143V142H55ZM80 143H81V141H80ZM88 143H89V141H88ZM87 143V144H88ZM97 143V142H96ZM101 143V142H100ZM171 143V142H170ZM196 143V141L194 142V144ZM212 143V142H211ZM254 143V142H253ZM262 143H263V141H262ZM0 144H2V143H0ZM44 144H45V142H44ZM44 144H41L42 146H41V148L43 149V145ZM57 144V145H58ZM83 143H81V145H82ZM92 144H94L93 142H92ZM118 144V143H117ZM162 144H163V142H162ZM180 144V143H179ZM215 144H216V141H215ZM223 144H224V142H223ZM232 144V143H231ZM243 144V143H242ZM247 144V143H246ZM250 144V143H249ZM21 145V144H20ZM19 145V146H20ZM37 145H36V147H37ZM48 145V144H47ZM53 145V144H52ZM81 145L79 146V144H78V146H79V148L81 147ZM100 145V146H101ZM165 145V144H164ZM168 145H169V147H168ZM181 145H182V142H181ZM207 145H208V142H207ZM206 145V146H207ZM226 145H227V143H226ZM251 145H253L252 143H251ZM263 145V144H262ZM261 145V146H262ZM18 146V147H19ZM50 146V145H49ZM96 146V145H95ZM195 146V145H194ZM196 146H198V145H196ZM202 146V145H201ZM211 146V145H210ZM228 146V145H227ZM243 146V145H242ZM260 146V147H261ZM264 146V145H263ZM51 147V146H50ZM55 147V148H56ZM83 147V146H82ZM113 147V148H114ZM162 147H163V145H162ZM179 147V146H178ZM200 147V146H199ZM199 147H194V149H192V150H195V153L197 152L198 154H199V159L201 158V160H202V158L204 159V161L206 160V158L208 157V154H206L205 152H204V150L202 151V148H199ZM203 147V146H202ZM209 147V146H208ZM208 147H207V149H208ZM212 147V146H211ZM215 147H216V145H215ZM219 147V146H218ZM233 147V146H232ZM238 147V146H237ZM253 147V146H252ZM251 147V148H252ZM260 147H259V149H260ZM28 148V147H27ZM33 148H34V150H33ZM38 149L40 148V147H37ZM71 149V148H73V150H70L69 152L67 151L68 149ZM89 148V147H88ZM213 148V147H212ZM211 148V149H212ZM225 148H227V147H225ZM224 148V149H225ZM239 148H240V146H239ZM243 148V147H242ZM241 148V149H242ZM246 148V147H245ZM251 148L249 147V149H250V151H251ZM1 149V148H0ZM17 149V148H16ZM20 149V148H19ZM84 149V148H83ZM90 149V148H89ZM105 149H108V147H106ZM157 149H156V151H157ZM207 149L205 150V151H207ZM221 149H223V147L221 148ZM247 149V148H246ZM245 149V150H246ZM20 150H22V149H20ZM85 150V153H86V149H84ZM91 150V149H90ZM95 150L97 151V149L95 148ZM100 150V151H101ZM110 150V149H109ZM140 150V149H139ZM184 150V149H183ZM232 150V149H231ZM239 150V149H238ZM4 151V150H3ZM17 151V150H16ZM39 151H40V149H39ZM39 151H35V153L37 152L38 154L39 153H41V156H42V158L45 156H43V152H39ZM115 151V150H114ZM143 151V150H142ZM150 151V152H151ZM161 151H162V149H161ZM159 152L160 154H163L164 155V152H165V150H163L162 152ZM186 151V150H185ZM216 151V150H215ZM215 151H214V154H215ZM224 151H226V150H224ZM237 151V150H236ZM247 151V150H246ZM245 151V152H246ZM249 151V150H248ZM254 151V150H253ZM257 151V150H256ZM19 152V156L18 157H21V155H23V152H21V151H18ZM135 152H136V154H135ZM149 152V153H150ZM208 152V151H207ZM219 152V151H218ZM233 151H231V153H232ZM261 152V151H260ZM2 153V152H1ZM28 153V152H27ZM35 153H31L35 158H36V156L38 155V154H36V156L34 155ZM49 153V152H48ZM55 153V152H54ZM88 153V152H87ZM113 153V152H112ZM138 153H139V151H138ZM157 153V152H156ZM165 153V154H166ZM187 153V152H186ZM185 153V154H186ZM196 153V154H197ZM217 153V152H216ZM225 153V152H224ZM248 153V152H247ZM257 153V152H256ZM5 154H7V153H5ZM47 154V153H46ZM53 154V153H52ZM197 154V155H198ZM213 154V155H214ZM218 154V153H217ZM249 154V153H248ZM262 154V153H261ZM48 155H50V154H48ZM75 155V154H74ZM76 155H77V153H76ZM78 155V156H79ZM85 155H87V154H85ZM92 155L94 156V154H93V152H92ZM100 155H101V153H100ZM115 155V154H114ZM154 155H155V153H154ZM153 154H152V156H154ZM188 155V154H187ZM191 155V154H190ZM210 155V154H209ZM232 155V154H231ZM236 155V154H235ZM245 155V154H244ZM41 156H40V154H39V158L37 157L36 158V161H35V158H33V164L35 165V167H32L31 166V164H30V166L32 167V169H35V170H32V171H36L37 173H38V175L40 176L41 175V177H42V175H43V177L46 175H44V172L46 171V169H45V171H44V168L45 167H42L43 165L45 166L46 164H48V162H47V160L45 159V158H43V159H45L44 161H43V159L41 158ZM59 156H56V158L57 157H59ZM102 156V155H101ZM104 156H105V153H104ZM112 156V155H111ZM161 156V155H160ZM207 156V157H206ZM217 155H215V157H216ZM227 156V155H226ZM225 156V157H226ZM230 156V155H229ZM241 156V155H240ZM254 156V155H253ZM256 156V155H255ZM259 156V155H258ZM264 156V155H263ZM262 156V157H263ZM9 157V156H8ZM12 157H14V155L12 156ZM18 157H16V158H14V159H16V160H18V159H21V158H18ZM52 157H53V155H52ZM68 157H69V155H68ZM82 157V158H81ZM90 157V156H89ZM100 157V156H99ZM103 157V156H102ZM150 157V156H149ZM184 157H188V156H184ZM210 157V156H209ZM208 157V158H209ZM22 158H24V155H23V157ZM48 158V157H47ZM49 158H51V156L49 157ZM55 158V157H54ZM55 158V159H56ZM71 158V157H70ZM74 158V157H73ZM87 158V157H86ZM93 158H96V156L95 157H93ZM98 158V157H97ZM107 158H108V156H107ZM112 158V157H111ZM157 157H156V155H155V159H156ZM160 158H162V157H160ZM164 158V157H163ZM188 158H190V157H188ZM207 158V159H208ZM223 158V157H222ZM221 158V159H222ZM236 158V157H235ZM264 158V157H263ZM262 158V159H263ZM42 159V160H41ZM52 159V158H51ZM58 159V158H57ZM64 159H66V158H64ZM90 159V158H89ZM106 159V158H105ZM104 159V160H105ZM158 159H159V157H158ZM247 159H248V157H247ZM255 159V158H254ZM15 160V161H16ZM48 160H50V159H48ZM68 160V159H67ZM71 160V159H70ZM73 160V159H72ZM76 161H77V159H75ZM74 160V161H75ZM111 160V159H110ZM191 160V159H190ZM217 160V159H216ZM220 160V159H219ZM239 160V159H238ZM264 160V159H263ZM45 163V164H43V162ZM47 163H46V162ZM92 161V160H91ZM102 161V160H101ZM100 161V162H101ZM156 161H159V164H160V160H156ZM189 161V160H188ZM193 161V160H192ZM212 161V160H211ZM209 162V160L208 161H205V167H204V174H203V177L201 178V180L202 181H205L206 182V184H208L209 186H215L214 188H216V190H218V188L217 187H221V185H222V182H223V179L225 180L226 179V176H225V178H224V175H223V173H221V171L222 170H220L221 169V167H220V169H219V165L221 164V161H220V164L218 165V163L219 162H217V164L215 165L214 163L212 164V162ZM256 161V160H255ZM258 161V160H257ZM51 162H53L54 163V165H59V166H61L62 164H63V160L61 161H58V160H55V161H51ZM79 161H77V163H78ZM80 162H82V161H80ZM83 162V163H84ZM112 162V161H111ZM233 162H235V161H233ZM264 162V161H263ZM13 163H14V161H13ZM18 163V162H17ZM25 163V162H24ZM91 163H90V165H91ZM116 163H118L117 165L118 166H116L115 164ZM155 163V162H154ZM191 163V162H190ZM202 163H203V161H202ZM229 163V162H228ZM239 163V162H238ZM32 164V165H33ZM68 164V163H67ZM70 164V163H69ZM79 164V163H78ZM81 164V163H80ZM94 164H96V166L94 165ZM108 164H110L111 165V163H108ZM107 164V165H108ZM158 164V163H157ZM161 164L159 165V166H161ZM186 164V165H185ZM198 164V163H197ZM242 164V163H241ZM18 165V164H17ZM23 165V164H22ZM33 165V166H34ZM72 165V167H73V164H71ZM101 165V166H100ZM154 165H156V164H154ZM183 165H184V167H183ZM190 165V164H189ZM214 165V166H213ZM222 165V164H221ZM257 165H259V164H257ZM15 166H16V164H15ZM59 166H57V167H59ZM97 166H99V167H97ZM112 166H113V164H112ZM111 166V167H112ZM194 166H195V164H194ZM199 166V165H198ZM211 166H213V167H211ZM226 166V165H225ZM262 166L263 167H261L260 166V168L262 169L263 168V170H264V163L262 164ZM28 167V166H27ZM50 167H51V164H50ZM68 167H70V166H68ZM102 167V168H101ZM196 167V166H195ZM227 167H228V169H229V166H228V164H227ZM231 167V166H230ZM240 167H241V165H240ZM258 167V166H257ZM18 168H20L19 167V165H18ZM24 168V167H23ZM46 168H47V172H48V170L50 171L51 170V168H48L47 166H46ZM63 168H64V165H63ZM67 168V167H66ZM77 167H75V169H76ZM89 168V169H88ZM100 168V169H99ZM165 168H164V170H165ZM168 168H166V169H168ZM233 167H231V169H232ZM239 168V167H238ZM259 168V167H258ZM70 169V168H69ZM74 169V171H76ZM83 169V168H82ZM187 169V168H186ZM199 169H200V167H199ZM235 169V168H234ZM21 170V169H20ZM42 170V171H41ZM66 170V169H65ZM71 170V169H70ZM112 170H111V168H110V172L113 174V176H114V174L115 173H113L112 172ZM116 170V169H115ZM153 170V171H152ZM233 170V169H232ZM239 170V169H238ZM242 170V169H241ZM251 170V169H250ZM255 170V169H254ZM260 170V169H259ZM52 171V170H51ZM61 171V170H60ZM84 171V170H83ZM103 171V170H102ZM107 171V170H106ZM117 171V170H116ZM115 171V172H116ZM166 171V170H165ZM190 171V173L192 172V170L190 169L189 170ZM195 171V170H194ZM225 171H226V169H225ZM235 170H233V172H234ZM243 171V170H242ZM257 171V170H256ZM33 172V173H34ZM35 172V173H36ZM81 171H79V174H81L80 173ZM197 172V171H196ZM229 172V171H228ZM238 172V171H237ZM248 172H250L249 171V169H248ZM21 173V172H20ZM25 173V172H24ZM29 173H31V172H29ZM37 173H36V175H37ZM51 173V172H50ZM55 173V172H54ZM73 173V172H72ZM104 173V172H103ZM170 173H168V174H170ZM201 173H202V171H201ZM262 173H263V171H262ZM49 174V173H48ZM77 174H78V172H77ZM109 174V173H108ZM118 174H117V176H118ZM187 174H189V173H187ZM192 174H194V173H192ZM235 174V173H234ZM37 175V176H38ZM172 175V174H171ZM257 175H258V173H257ZM30 176V175H29ZM51 176V175H50ZM82 176V175H81ZM86 176V177H85ZM116 176V177H117ZM193 176H195V175H192V177ZM20 177V176H19ZM58 177V176H57ZM79 177V176H78ZM108 177V179L110 180V178H109V176H107ZM106 177V178H107ZM111 177V176H110ZM116 177H115V179H116ZM170 177V176H169ZM174 177V176H173ZM236 177H237V174H236ZM262 177H264L263 176V174H262ZM31 178H33V177H31ZM35 178V177H34ZM45 178V177H44ZM46 178H47V176H46ZM168 178V177H167ZM243 178V177H242ZM247 178V177H246ZM246 178H244V179H246ZM257 179V178H255V175H254V177H252L251 179ZM29 179V178H28ZM51 179V178H50ZM53 179H54V175H53ZM68 179V178H67ZM81 179V178H80ZM105 179V178H104ZM177 179H176V181H177ZM200 179V178H199ZM241 179V178H240ZM239 179V180H240ZM248 179H250V175H249V177H248ZM26 180H27V178H26ZM33 180V179H32ZM35 180H36V178H35ZM40 180V179H39ZM38 180V181H39ZM43 180V179H42ZM170 181H171V179H169ZM174 180H175V178H174ZM242 180V179H241ZM37 181V180H36ZM168 181V180H167ZM178 181V182H179ZM258 181H259V179H258ZM33 182V181H32ZM61 182V181H60ZM102 182H104L103 184H102ZM204 182V183H205ZM247 182V181H246ZM261 182H262V180H261ZM29 183V182H28ZM48 183H49V180H48ZM152 183H153V185H154V187L152 188ZM168 183H169V181H168ZM167 183V184H168ZM201 183V182H200ZM242 183V182H241ZM30 184H31V182H30ZM164 184V183H163ZM176 184V183H175ZM187 184V185H188ZM201 184H203V183H201ZM250 184V183H249ZM254 184V183H253ZM35 185V184H34ZM39 185V184H38ZM105 185V184H104ZM199 186H200V184H198ZM248 185V184H247ZM259 185H261V184H259ZM264 185V184H263ZM20 186V185H19ZM30 186V185H29ZM159 186H160V188H161V185H158V188H159ZM166 186V185H165ZM165 186H162L163 188H164V190L163 191H165L166 192V190H165ZM191 186V185H190ZM192 186H191V189H192ZM236 186V185H235ZM34 187V186H33ZM105 187V191H106V194H103V192H102V188H104ZM110 187V186H109ZM170 187V186H169ZM195 187H193V188H195ZM202 187H203V185H202ZM206 187V186H205ZM225 187H226V185H225ZM229 187V186H228ZM231 187V186H230ZM234 187V186H233ZM239 187V186H238ZM257 186H255V188H256ZM27 188V187H26ZM107 188H108V186H107ZM111 188V187H110ZM110 188H108V189H110ZM159 188V189H160ZM174 188V187H173ZM184 188H185V186H184ZM248 188V187H247ZM254 188V187H253ZM258 188V187H257ZM261 188V187H260ZM23 189V188H22ZM91 189H92V193H91ZM156 189V188H155ZM197 189V188H196ZM199 189V188H198ZM197 189V190H198ZM220 189V188H219ZM230 189V188H229ZM146 190V191H145ZM193 190V189H192ZM204 190V189H203ZM202 190V191H203ZM210 190V189H209ZM208 190V191H209ZM221 190V189H220ZM236 190V189H235ZM234 190V191H235ZM238 190V189H237ZM236 190V191H237ZM253 190V189H252ZM162 191V192H163ZM168 191V190H167ZM176 191V190H175ZM186 191V190H185ZM201 191V190H200ZM230 191V190H229ZM243 191V190H242ZM246 191V190H245ZM248 191V190H247ZM250 191V190H249ZM249 191L247 192V193H249ZM5 192V191H4ZM183 192V191H182ZM187 192V191H186ZM197 191L195 190V193H196ZM219 192V191H218ZM223 192H224V190H223ZM231 192V191H230ZM244 192V191H243ZM257 192V191H256ZM11 193V192H10ZM21 193V192H20ZM23 193V192H22ZM105 193V192H104ZM190 193H192V192H190ZM194 193V192H193ZM229 193V192H228ZM239 193V192H238ZM245 193V192H244ZM260 193V192H259ZM4 194V193H3ZM2 194V195H3ZM24 195L25 194H27V193H23ZM113 194H114V190H113ZM115 194H117V193H115ZM168 194V192L166 193V195ZM189 194V193H188ZM230 194V193H229ZM23 195V196H24ZM28 195V194H27ZM163 195V194H162ZM190 195V194H189ZM193 195V194H192ZM203 195V194H202ZM219 195H220V193H219ZM256 195V194H255ZM8 196V195H7ZM29 196V195H28ZM125 196V195H124ZM158 196V195H157ZM168 196V195H167ZM171 195H169V197H170ZM174 196V195H173ZM228 196V195H227ZM45 197L47 198V201H48V199H49V203H48V205L46 206V204H44L45 202H42L44 199H45ZM119 197H122V195L120 196L119 195ZM126 197V196H125ZM176 197V196H175ZM187 197H188V195H187ZM190 197H191V195H190ZM247 197V196H246ZM245 196H243V198H246ZM249 197V196H248ZM0 198H1V196H0ZM31 198H32V196H31ZM42 198V199H41ZM124 198V197H123ZM185 198H186V196H185ZM192 198H194V197H192ZM196 198H197V196H196ZM201 198V197H200ZM220 198V197H219ZM237 198V197H236ZM242 198V199H243ZM261 198V197H260ZM259 198V199H260ZM24 199V198H23ZM122 199V198H121ZM162 199V198H161ZM160 199V201H162ZM168 199V198H167ZM253 199V198H252ZM35 200V201H36ZM155 200H157V199H155ZM159 200V199H158ZM157 200V201H158ZM163 200H164V198H163ZM245 200V199H244ZM248 199L246 198V202L244 201V203H246L247 204V208H246V211L244 212V217H245V219L244 220H246V222H243V227H242V232L241 233H243L242 234V237L243 236H246L245 238H244V241L245 240H251V241H253V240H255V238L256 237H258V236H260V234L261 235H263V233H264V224H261V222H260V224H259V222L257 223L255 220H256V218L254 219V217H253V209H254V205L252 206L251 204H250V202L249 201H247ZM2 201V200H1ZM9 201H12L11 199L9 200ZM14 201H16V200H13V204H14ZM33 201H34V199H33ZM35 201H34V203H35ZM166 201H170V200H166ZM178 201V200H177ZM176 201V202H177ZM194 201V200H193ZM214 201H215V199H214ZM256 201H258V200H256ZM163 202V201H162ZM198 202H199V200H198ZM205 202V201H204ZM209 202H210V200H209ZM243 201H241V203H242ZM3 203V202H2ZM26 203V202H25ZM151 203V204H150ZM158 203V202H157ZM156 203V204H157ZM193 203V202H192ZM199 203H203V202H199ZM212 203V202H211ZM28 204V203H27ZM153 204H154V202H153ZM160 204H161V202H160ZM163 204V203H162ZM162 204L160 205V206H162ZM180 204V203H179ZM188 204H191L190 203V201H189V203ZM194 204V203H193ZM205 204H206V202H205ZM214 204V203H213ZM245 204V205H246ZM167 205V204H166ZM182 205V204H181ZM186 205V204H185ZM198 205H200V204H198ZM7 206V205H6ZM183 206H184V203H183ZM27 207V206H26ZM25 207V208H26ZM52 207V206H51ZM50 207V208H51ZM87 207H88V209H87ZM158 207H159V204H158ZM169 207V206H168ZM172 207V206H171ZM170 207V208H171ZM209 207V206H208ZM163 208V207H162ZM164 208H165V205H164ZM173 208V207H172ZM184 208V207H183ZM257 208V207H256ZM255 208V209H256ZM260 208V207H259ZM4 209H5V207H4ZM21 209V208H20ZM32 209V210H33ZM111 209H120L121 210V212H123L122 214V216L120 217V215H121V212L119 213L118 212V214H119V218L118 217H116L115 216V212H117V211H113V214L114 215H112L111 213H112V210ZM135 209H140L141 211H143V212H145V213H147V214H145V218H139L138 219V217L136 218V220L134 219V218H132L133 220H135V221H133L132 219L130 220V218H129V216H128V218L125 216V215H127L128 213H130V214H133V212L135 211ZM158 209H160L161 210V207L160 208H158ZM196 209V208H195ZM195 209H193V210H195ZM200 209V208H199ZM206 209V208H205ZM25 210V209H24ZM52 210H53V207H52ZM119 210V211H120ZM201 210V209H200ZM209 210H210V208H209ZM257 210V209H256ZM4 211V210H3ZM6 211H7V209H6ZM59 211V210H58ZM62 211V210H61ZM156 211H157V209H156ZM170 211V210H169ZM168 211V212H169ZM178 211V210H177ZM196 211V210H195ZM51 212V211H50ZM91 213L92 214V216L91 217H89L86 213ZM111 212V213H110ZM132 212V213H131ZM140 212V211H139ZM162 212H163V210H162ZM194 212V211H193ZM197 212V211H196ZM240 212V211H239ZM29 213V212H28ZM59 213V212H58ZM157 213V212H156ZM160 213V212H159ZM164 213V212H163ZM230 213V215H231V212H229ZM243 213V212H242ZM17 214V213H16ZM26 214V213H25ZM137 213H135L134 215H136ZM139 214V213H138ZM144 214V213H143ZM165 214V213H164ZM204 214V213H203ZM202 214V215H203ZM233 214H235V211H233ZM238 214V213H237ZM258 214V213H257ZM7 215V214H6ZM12 215V214H11ZM51 217H52V215L51 214H49ZM129 215V214H128ZM140 215H142V213H140ZM139 215V216H140ZM194 215V214H193ZM199 215V214H198ZM198 215H197V217H198ZM223 216H224V214H222ZM57 216H58V214H57ZM147 216V217H148ZM152 216H154L155 217V215H152ZM157 216V215H156ZM161 216V215H160ZM232 216V215H231ZM234 216V215H233ZM49 217V216H48ZM59 217V216H58ZM112 217V218H111ZM195 217V216H194ZM200 217V216H199ZM256 217H258V216H256ZM53 218V217H52ZM51 218V219H52ZM121 218V219H120ZM123 218V219H122ZM202 218V217H201ZM220 218V217H219ZM240 218V217H239ZM1 219V218H0ZM9 219V218H8ZM7 219V220H8ZM12 219V218H11ZM23 219V218H22ZM31 219V218H30ZM54 219V218H53ZM119 219L122 221V223L119 221ZM205 219V218H204ZM226 219H227V215H226ZM231 219V218H230ZM237 219V218H236ZM235 219V220H236ZM48 220H50V219H48ZM154 220V221H153ZM193 220V219H192ZM26 222L25 223H27V227H25V231L26 230H28V232H29V230L30 229H32V222L30 221V220H25ZM60 221V220H59ZM66 221H65V223L64 224H66ZM117 221H119V222H117ZM203 221V220H202ZM230 221V220H229ZM257 221H258V219H257ZM10 222V221H9ZM15 222V221H14ZM63 222V221H62ZM72 222V223H73ZM123 222H124V224H123ZM179 222H182L183 223V225H176L177 223H179ZM211 222V221H210ZM215 222H217V221H215ZM242 222H241V224H242ZM6 223V222H5ZM24 223V222H23ZM48 223V222H47ZM151 223H153L152 224V226H151ZM154 223H155V225H154ZM181 223V224H182ZM189 223V226L190 225H192V224H190V222H188ZM187 223V224H188ZM194 223V222H193ZM196 223V222H195ZM4 224V223H3ZM22 224V223H21ZM197 224V223H196ZM209 224V223H208ZM240 224V223H239ZM6 225H7V223H6ZM19 225L20 224H18V228H19ZM23 225H25V224H23ZM20 226L21 228H20V234H22L21 233V231L23 230V228L22 227H24V226ZM49 225V224H48ZM126 225V226H125ZM72 226H73V224H72ZM71 226V227H72ZM75 226V227H76ZM198 226V225H197ZM196 226V227H197ZM203 226H205V225H203ZM213 226V225H212ZM239 226V225H238ZM237 226V227H238ZM45 227V226H44ZM53 228L55 227V225L54 226H52ZM159 227V226H158ZM181 227V228H180ZM227 227V226H226ZM237 227H236V229H237ZM29 228V229H28ZM34 226H33V230H34ZM41 227H39V229H40ZM51 228V227H50ZM50 228H48L49 230H50ZM56 228V227H55ZM179 228V229H178ZM15 229V228H14ZM16 229H17V227H16ZM22 229V230H21ZM44 229V228H43ZM48 229H47V231H48ZM61 229V228H60ZM73 229V228H72ZM195 229V228H194ZM204 231H205V233L203 234L202 233V236H201V239H200V241H201V243H208L210 240H211V233H210V231L213 229H210V226H208L207 225V227L205 228L204 227ZM241 229V228H240ZM18 230V229H17ZM17 230H15V231H17ZM58 230V229H57ZM74 230V229H73ZM151 230V231H150ZM161 230V229H160ZM226 231L225 232H227V229H225ZM13 231V230H12ZM59 231V230H58ZM62 231V230H61ZM75 231V230H74ZM158 231V230H157ZM203 231V229H202V232H204ZM235 231V230H234ZM262 231H263V233H262ZM31 232V231H30ZM60 232V231H59ZM58 232V233H59ZM63 232V231H62ZM70 232H71V230H70ZM69 232V233H70ZM106 232V233H105ZM156 232V231H155ZM212 232V231H211ZM221 232H223V230L221 231ZM239 232V233H240ZM43 233V232H42ZM68 233V232H67ZM153 233H154V231L152 232V235H153ZM158 233V232H157ZM196 233H198V232H196ZM200 233V232H199ZM241 233H240V236H241ZM16 234V233H15ZM26 234H27V232H26ZM44 234V233H43ZM65 234V233H64ZM155 234V233H154ZM191 234V233H190ZM226 234V233H225ZM4 235H6V231H5V229H4V226H3V230L0 228V237H2V236H4ZM23 235V234H22ZM24 235H25V233H24ZM30 235H31V233H30ZM37 235V234H36ZM198 235V234H197ZM214 235V234H213ZM227 235H229V233H227ZM227 235H223V237L221 238L222 239V241H220L219 243H217V245L219 244V246H221L222 245V247H223V244H224V246H225V242L228 240L227 239ZM239 235V234H238ZM20 236V235H19ZM188 236V235H187ZM22 237V236H21ZM39 237V236H38ZM52 237V236H51ZM70 237H72L71 235H70ZM86 239H85V238ZM156 237V236H155ZM231 237V236H230ZM263 237V236H262ZM16 238V237H15ZM14 238V239H15ZM41 238H42V236H41ZM198 238V237H197ZM214 238V237H213ZM32 239V238H31ZM43 239H44V237H43ZM160 239V238H159ZM258 239V238H257ZM13 240V239H12ZM23 240H24V238H23ZM48 240V239H47ZM51 240V239H50ZM50 240H49V242H50ZM60 240V239H59ZM59 240H58V242H59ZM61 240H63V239H61ZM61 240H60V242H61ZM162 240V239H161ZM160 240V241H161ZM194 240V239H193ZM30 241V240H29ZM56 241H57V239H56ZM73 241H74V243H73ZM156 241H158V239H156ZM160 241H158L159 242V244H161L160 243ZM216 241V240H215ZM246 241V242H247ZM14 242V241H13ZM23 242V241H22ZM21 241L19 242H17L18 243V245H16L19 249H17L20 253H19V258L17 257V259H14V260H12L11 258H8V256H6L5 254L2 256V254H0L2 257H0V264H23V261L25 262L26 260L28 261V259H30L32 256H33V252L32 251H34V250H32L31 251V253H30V251L26 248V246H25V244H23ZM24 242H25V240H24ZM33 242V241H32ZM53 242V241H52ZM59 242V243H60ZM213 242V241H212ZM229 242V241H228ZM245 242V243H246ZM31 243V242H30ZM34 243H35V240H34ZM33 243V244H34ZM164 243V242H163ZM244 243V244H245ZM157 244V243H156ZM166 244V243H165ZM216 244V243H215ZM226 244H227V242H226ZM46 245V244H45ZM204 245V244H203ZM205 245H207V244H205ZM246 245V244H245ZM248 245V244H247ZM250 245V244H249ZM73 246H74V248H73ZM156 246H158V244L156 245ZM162 246H163V244H162ZM162 246H160V249L162 248ZM170 245H168V247H169ZM209 246V245H208ZM28 247V246H27ZM42 247V246H41ZM45 247H47V246H45ZM159 247V246H158ZM167 247V248H168ZM178 247V246H177ZM180 247V248H181ZM164 248V247H163ZM176 247H174V249H175ZM219 248H221V247H219ZM225 248V247H224ZM38 249V248H37ZM42 249H44L43 247H42ZM164 249H166V247L164 248ZM163 249V250H164ZM249 249V248H248ZM79 250V251H78ZM170 250V249H169ZM1 251V250H0ZM42 251V250H41ZM54 251V252H55ZM159 251V250H158ZM166 251V250H165ZM172 251V250H171ZM212 251H213V249H212ZM216 251V250H215ZM17 252V251H16ZM48 252V251H47ZM49 252H50V249H49ZM55 252V253H56ZM77 252H82V253H84L85 254V256L84 255H82V253H80V254H78ZM161 252H162V250H161ZM161 252H159V253H161ZM167 252V251H166ZM203 252V251H202ZM45 253V252H44ZM149 253H151V254H149ZM163 253V252H162ZM174 253V252H173ZM186 253H185V255H186ZM40 254H42V253H40ZM49 254V253H48ZM48 254H46L47 256H50V254L48 255ZM180 254H182L181 252H180ZM206 254H207V252H206ZM259 254H260V252H259ZM58 255V254H57ZM60 256L59 255V257H63V256ZM163 255H165L164 253H163ZM162 255V259L161 260H163V256ZM184 255V256H185ZM232 255V254H231ZM41 256V255H40ZM39 256V257H40ZM52 256V255H51ZM176 256V255H175ZM201 256V255H200ZM206 256V255H205ZM252 256H254V255H252ZM10 257V256H9ZM53 257V256H52ZM161 257V256H160ZM174 257V256H173ZM202 257V256H201ZM207 257V256H206ZM34 258V257H33ZM32 258V259H33ZM36 258V257H35ZM41 258V257H40ZM39 258V259H40ZM63 258H65V257H63ZM62 258V259H63ZM130 258H134V261L131 259L130 260ZM146 258V259H145ZM172 258V257H171ZM175 258V257H174ZM174 258H172V259H174ZM178 258V257H177ZM38 259V260H39ZM48 259H49V257H48ZM144 259V262L145 263H143L142 262V260ZM155 259V258H154ZM157 259V258H156ZM165 259V258H164ZM206 259V258H205ZM262 259V258H261ZM72 260V259H71ZM170 260V259H169ZM169 260H168V262H169ZM179 260V259H178ZM186 260V259H185ZM247 260H248V258H247ZM251 260V259H250ZM33 261V260H32ZM32 261H29V262H32ZM40 261V260H39ZM46 261V260H45ZM53 261H55V260H53ZM57 261V260H56ZM141 261V262H140ZM174 261H175V259H174ZM174 261H173V263H174ZM182 261V260H181ZM200 261H201V259H200ZM253 261V260H252ZM131 262V263H130ZM167 262V263H168ZM241 262V261H240ZM254 262V261H253ZM259 262H260V260H259ZM259 262L257 263V261H256V263L257 264H259ZM33 263H34V261H33ZM41 263V262H40ZM69 263V262H68ZM157 263V262H156ZM164 263V262H163ZM163 263H161V264H163ZM178 263H181L180 261L178 262ZM184 263V262H183ZM187 263V262H186ZM202 263V262H201ZM235 263V262H234ZM242 263V262H241ZM245 263H247V261H245ZM255 263V262H254ZM38 264V263H37ZM44 264V263H43ZM160 264V263H159ZM188 264V263H187ZM208 264V263H207ZM211 264V263H210ZM237 264V263H236ZM244 264V263H243ZM260 264H262V263H260Z\"/></svg>",
    "mask_w": 264,
    "mask_h": 264
}]
</instances>
